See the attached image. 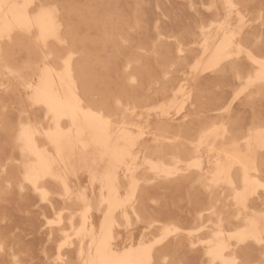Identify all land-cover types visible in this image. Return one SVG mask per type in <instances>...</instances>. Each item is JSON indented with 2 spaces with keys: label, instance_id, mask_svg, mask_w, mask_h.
Segmentation results:
<instances>
[{
  "label": "rangeland",
  "instance_id": "rangeland-1",
  "mask_svg": "<svg viewBox=\"0 0 264 264\" xmlns=\"http://www.w3.org/2000/svg\"><path fill=\"white\" fill-rule=\"evenodd\" d=\"M52 1L53 0H45V1L44 0H40V1L39 0H36V1L30 0V2L28 3L29 6H27V11L29 12V14H31V12L33 13V14H31L32 19H33V17L34 18L37 17L36 16V15H38L37 13H40L41 11L47 12V10H48V13L50 15L52 14L51 17L53 18V21H54V33H52V34L49 33V35L54 36V34L56 33L55 34L56 36H54V37L52 36L53 39L48 34H46V37L41 36L42 38H40V36H38V34L40 33V30L34 23L31 24L33 27H31L30 24L29 25H26V24H22V25L17 24L16 25L15 24L16 25V26L14 25L15 28L12 27L10 29L11 31L10 30H8V31L4 30V31H1V34H0V49L2 51V52L0 51V61H1L0 62V65H1L0 66V137L2 134V137H1L2 139H0V210L2 213L0 215V219H1L0 220V233H1L0 234V249H1L0 250L1 251V253H0V264H3V263L4 264H22V263L23 264L24 263L25 264H43V263L44 264H59V263L60 264H78V263L79 264L80 263L85 264L84 260L88 258V255L90 254V252H92V251L94 252V250H95V248L93 246H91V237L93 235L96 236L100 233V228H101V226L105 220L107 208H106V205H104L105 203L103 202V199L107 196V190L104 188L103 182H101V181H102L104 172L106 170H109L113 166V162H112V159L109 155L102 157L100 149L97 148L98 146L95 144L90 143V144H87V146H82L81 143H80L81 144L80 145L79 143L76 142L73 145L72 155H71L69 161H67L66 163L57 161L55 163L54 169L57 173H59L61 175V177L65 183L63 181H61L60 179H56L55 177L46 176L42 180L39 181V188L38 189H41V190L38 192L35 191L36 192L35 193L34 192V186L31 185L32 183L30 184V182L28 183V181L25 182L26 181V179L24 177L25 176V166L28 163H30V161L32 162L35 159L32 155H30L26 151H23V149H22V141L20 140V132H21V128L24 124L29 122L33 126H35L36 129L38 130V133L35 134V140H36L37 145L40 148H46L50 154L56 155V151H55L53 145L51 144V142L48 140L49 138L46 134L49 126H50L49 128H51V129L53 128V125H54V122H52L53 117L51 115H46V114H50V113H47L48 111L43 104H41L39 102L37 103L35 100H33L34 95H35V85L37 86L38 83L40 82L36 79V77L37 78L39 77L41 80L42 79L41 76L43 77L42 72L44 73L46 69H50V71H52L53 74L55 73L56 70H59V69L62 70L61 69L62 67L64 70V66L66 65L67 62H69L70 65L72 64L71 65L72 66L71 70L73 71L72 75L74 77L73 78L74 81L76 82V85L78 88V93L82 99L81 103L85 107L89 106L91 109L95 110L96 112L98 110L101 111V113H103L105 116L108 117V119L111 123L110 129H111V132H113V133H111V135H113L112 140L113 141L115 140L116 136L119 134V132L122 129L130 137L129 138L130 139V141H129L130 142V145H129L130 155L127 156L122 163L117 164V165H116V163L114 164V165H116V171H117L118 177H119V182H118L119 183V185H118L119 186L118 187L119 188V196L121 197V199L124 197L122 200H124V201L127 200V201H126V204L124 207V212L118 210L114 213V224H113L112 229H111V235L114 239V240L111 239L113 247L117 251L119 250L118 252H122V250H126L130 247H135V246H138L140 244H143V245H146L149 247L152 244L151 246L153 248L151 247L152 248L151 251L154 254V256L152 257V260H150V262H147L146 264H149V263L150 264H154V263L155 264L156 263L157 264H185V263H187V264H195V263L196 264H203V263L204 264H219L220 263L221 264L222 259L221 260L216 259V260H214L215 261L214 262L213 259H211L205 252L208 248L209 240H210L211 235H212V230L214 229V227H218L221 225V228L223 229V235L225 236V238H227V242H231V243H229L230 248L227 249L228 251H225V257H228L227 259L225 258L226 259L225 261L229 260V257L232 258V256H233V258L230 260L231 261L233 260L236 264H253V263L254 264H259V263L264 264V257H263L264 256V243H262V242H264V240H263L264 239V230L261 233L262 234L261 235L262 240H260V241H258V240L254 241L253 240L254 238H251V237H248V240H247V238L240 239L237 237L238 232H240L241 230L247 229L249 221L255 213H261L262 212L261 214H264V211H263L264 210V199H263L264 198V196H263L264 195V191H263L264 189L262 190V188H263L262 186H264V182H263L264 181V175H263L264 174V154H263L264 153V131H263L264 130V127H263L264 126V93H263L264 90H262L264 87V78L261 79V78H258V76H257L258 72L260 70V64L256 61V60L264 61V41H263V38H264V16H263L264 15V8H263L264 7V0H245V1L244 0H193V2H192V0H186V1L185 0H180V1L179 0H174V1L173 0H169V1L168 0H165V1L164 0L163 1L162 0H154V1L153 0H150V1L147 0V2H145L146 0H143V1L142 0H132V1L131 0L130 1L129 0L128 1L127 0H119V1L118 0H96V1L95 0H82V3H81V0L80 1L79 0H74V1L73 0H66V1L62 0L65 3H63L61 0H58V1L54 0L53 2ZM87 1H88V3H87ZM239 1H241L240 2V3H242L241 5H240V3L238 5ZM111 2H113V3H111ZM121 2L125 3V5ZM150 2L152 5H149ZM170 2L174 3L175 5H177V4L178 5L175 6V5L171 4ZM92 3L93 4L95 3L94 7H93ZM158 3H159V5H158ZM161 3L162 4L164 3L163 4L164 6H162ZM203 3L206 5H204ZM138 4H139V6H138ZM144 4H145V8H144ZM172 5H173V7H172ZM183 5L187 6L186 9L184 8ZM106 6H107V8L104 10V8ZM132 6H134V7L132 8ZM151 6H152V8H151ZM178 6L182 7L181 8L182 10ZM28 7L30 10L28 9ZM38 7L40 10L38 9ZM79 7H81V8H79ZM169 7H170V9H169ZM67 8H69V9L67 10ZM83 8H84V11H83ZM100 8L103 10L101 11ZM142 8H144V10ZM149 8L152 9V11ZM153 8H155V9H153ZM165 8H166V10H164ZM32 9L33 10L35 9V10L33 11ZM41 9H43V10L45 9V10L43 11ZM140 9H141V11H140ZM167 9H169V10L167 11ZM172 9H173V11H172ZM197 9L198 10L200 9L199 10L200 13ZM254 10H256V11H254ZM96 11H98V15H97ZM127 11H128V13H126ZM154 11H155V13H154ZM182 11L183 12L186 11V12L182 13ZM213 11L216 14H214ZM150 12H152V15ZM170 12H171V15H170ZM190 12H191V14H190ZM147 13L150 14L151 17ZM179 13H181V14H179ZM185 13L186 14L188 13L187 14L188 16ZM86 14L89 16L88 18H87V16H85ZM156 14H158L159 16ZM209 14L211 16H214V18L209 16ZM126 15H128V16H126ZM168 15L170 16V19L173 20L172 22L169 19ZM172 15H174V16H172ZM176 15H177V18H175ZM190 15H192V16L194 15L195 19ZM201 15L202 16L204 15L203 16L204 19ZM205 15H207L206 18H208V19L205 18ZM138 16L140 17V19ZM147 16H148V18H147ZM152 16L154 18V23L150 22L153 20ZM62 17H63V19H62ZM99 17H101V18H99ZM133 17H134V19H133ZM155 17H157V18H155ZM180 17L182 19H180ZM188 17L190 20H188ZM198 17L200 18V21H199ZM57 18H59V20ZM95 18H96V20H95ZM191 18H192V20H191ZM211 18H213V19H211ZM71 19L72 20L74 19V20L72 21ZM130 19H131V22H130ZM143 19L145 20V22L143 21ZM148 19H151V20H148ZM175 19H176V21H175ZM178 19L180 21L182 20L183 22L182 21L178 22ZM68 20H70L71 22ZM161 20H163V21H161ZM195 20H198V21H195ZM205 20H206V22H205ZM122 21H124V22H122ZM164 21H168V22H166L167 25L165 24ZM108 22H109L110 26L108 25ZM147 22H150V23L148 24ZM197 22L199 23V26H198ZM131 23H134V24H131ZM160 23H162L163 25L162 24L160 25ZM170 23H171V26H170ZM177 23L178 24L180 23V25H178ZM186 23H189V24L192 23V24L190 26ZM98 24H100V25H98ZM141 24H143V25H141ZM258 24H260V25H258ZM23 25H24V28H26V29L23 28ZM130 25H132V26H130ZM159 25L161 27H159ZM175 25H176V27H174ZM183 25L185 27H187L186 31L187 32L189 31L188 32L189 35H188V33H186L185 27ZM193 25L194 26L196 25L195 27H197V28H195ZM251 26H253V27H251ZM254 26L257 29H255ZM19 27H20V29H18ZM99 27H102V30ZM119 27H122V28H119ZM124 27H125V29H124ZM177 27H179L178 29L181 32L177 31L178 30ZM207 27H209V28L207 29ZM33 28H34V30H33ZM127 28L129 31H127ZM224 28H225V30H224ZM251 28H253L254 30ZM28 29L31 32H29ZM141 29H143V30H141ZM183 29H184V31H182ZM23 30H25V31H23ZM80 30L82 31L81 33H83V34H80V33L77 34V32H79ZM89 30H91V31L89 32ZM92 30H95L96 33ZM145 30H147V31H145ZM163 30L164 31L166 30L168 33L166 31L164 32ZM198 30L200 32H202L204 30L202 32L203 35H201L202 33H200ZM238 30H240L239 31L240 33L237 32ZM12 31H13V33H12ZM36 31L39 33L37 34ZM228 31H231V32L229 33ZM22 32H24V33H22ZM128 32H130V33H128ZM144 32L147 36L144 35ZM150 32L152 34L148 35V34H150ZM173 32L174 33L178 32V33H175V35H174ZM256 32H258V34ZM7 33H8V35H7ZM35 33H36L37 37H36ZM65 33H66V35H64ZM97 33H100V34H97ZM114 33L116 35H114ZM153 33H155V34H153ZM163 33H166V34L164 35ZM234 33H235V35H233ZM236 33L239 35H237ZM3 34H5V35H3ZM22 34H24L26 36H24ZM1 35H3V36L1 37ZM39 35H41V33ZM94 35H96V36L93 37ZM98 35H100V36L98 37ZM122 35H124V36H122ZM143 35L146 37H143ZM191 35H192V37H191ZM231 35H232V38H231ZM4 36H5V38L3 39ZM8 36H10V38ZM27 36H29L30 38H28ZM101 36H102V38H101ZM148 36H149V38H148ZM92 37H93V39H92ZM140 37H141V39L139 40L138 38H140ZM155 37H156V39H155ZM183 37H185V38H183ZM233 37H234V39H233ZM248 37H251V38H248ZM20 38H22V39H20ZM34 38L35 39H38V38L42 39V41L40 40V42H39V40H34ZM54 38H57L58 40L54 39ZM62 38H65L66 41ZM113 38H114L115 42L112 40ZM131 38H132V40H131ZM189 38H191V39H189ZM252 38L254 39V41ZM43 39H46L47 42H44L45 40L43 41ZM96 39H98V40H96ZM115 39H117L118 41H121V42H118ZM210 39H211V41H210ZM228 39L231 40L230 41L231 46H229V47H231V50L229 49V47L226 49V53L229 54V56L228 55L224 56L223 54L220 56L219 48L221 47V44L223 43V41H226ZM248 39H249V41H248ZM250 39L252 40L251 42H250ZM62 40H64V41H62ZM84 40H86V42ZM99 40H102V41H99ZM163 40H165L164 41L165 43L161 42ZM189 40H190V42L191 41H193V42H191V44H190V42H188ZM50 41H52L54 44ZM57 41H59L61 43H59ZM109 41H113L114 43L109 42ZM43 42L45 45L43 44ZM83 42H85V43L83 44ZM100 42H102V43L99 44ZM107 42L110 44H108ZM146 42L148 43V45H146ZM172 42L174 44H172ZM79 43H81V44H79ZM161 43H162V45H161ZM169 43H170V45H169ZM185 43H186V45H185ZM251 43H252V46L250 45ZM61 44H63V45H61ZM86 44L89 47L88 46L86 47ZM90 44H93V45L90 46ZM137 44H139V45H137ZM142 44H144L145 46L144 45L142 46ZM245 44H247V46ZM36 45L38 47H36ZM43 45L45 46V48ZM46 45H48V46H46ZM204 45H205V47H204ZM170 46H172V47H170ZM173 46L176 47V49L173 48ZM198 46L200 49L198 48ZM237 46H239L242 50H240V48L238 49ZM256 46H258V47H256ZM34 47L36 49H34ZM117 47H119V48H117ZM156 47L157 48L159 47V48L156 49ZM17 48H19V52H17L18 51ZM150 48H152L151 51H150ZM255 48L257 51H255ZM258 48H259V50H258ZM20 49H21V51H20ZM58 49H60V51ZM146 49H148V50H146ZM161 49H162V51H161ZM173 49H174V51H173ZM178 49H179V51L177 53ZM192 49H193V52H192ZM215 49H216V51H215ZM243 49H245V53H244ZM22 50L25 52H23ZM93 51H95V52H93ZM126 51H127V53H126ZM168 51H170V52H168ZM172 51L174 52L173 54H172ZM228 51L230 53H228ZM239 51H242V52H239ZM96 52H98V53H96ZM120 52H121V54H120ZM123 52L126 53V54L124 53L126 56H128V54H129V56L127 58H125L126 56L123 54ZM165 52H167V53H165ZM195 52H196V55H194ZM198 52L200 54H198ZM236 52L237 53L239 52L241 55L238 56V54ZM249 52L251 53L252 56H250ZM70 53L72 54V57L69 56ZM234 53L237 55H235ZM246 53H248V54H246ZM23 54L24 55L28 54V55H26V57H25ZM75 54H77V55L75 56ZM165 54H167V55H165ZM233 54L235 57H237V56L238 57L235 58L234 56H232ZM260 54H261V56L259 57L258 55H260ZM148 55H150V58ZM171 55H172V57H171ZM189 55H190V57H189ZM192 55H194V57ZM207 55H209V58L207 57ZM19 56H20V58H19ZM23 56L25 58H23ZM152 56H154V57H152ZM165 56H168V57H165ZM231 56H232V58H230ZM243 56H244V58H243ZM66 57L69 58L67 60V62H65L67 59ZM122 57H124V58H122ZM211 57H213V58H211ZM240 57L242 59V62H241ZM253 57L255 59H253ZM44 58H46L48 60H45ZM64 58H66V59L64 60ZM114 59L116 60V62ZM62 60H64V61H62ZM70 60H72V61L70 62ZM79 60H81L82 62H80ZM123 60L125 62H123ZM159 60H161V61H159ZM186 60H188V61H186ZM248 61H249V63H251L250 65H249ZM48 62L49 63L51 62L52 65H51V63L49 65ZM62 62L63 63L65 62V65H63ZM44 63H46L48 65H44ZM151 63H153V64H151ZM204 63L206 65H204ZM237 63H239V64H237ZM35 64H36V66H35ZM112 64H114L115 67L114 66L112 67ZM198 64H200V65H198ZM222 64H224V66ZM226 64H228V65H226ZM96 65H97V67H96ZM118 65L121 67L117 68ZM133 65H135V66H133ZM151 65H152V67L150 69ZM193 65H195V67L197 68L196 69L194 67L196 69V72L194 71L193 67H191ZM217 65H219V66H217ZM49 66H51V67L53 66L52 69L54 68V70H51V67H49ZM181 66H183V67L185 66V67L184 68L182 67L180 69ZM111 67H112V70H111ZM156 67H157V69H155ZM41 68H43V69H41ZM113 68H115V69H113ZM16 69H17V71H16ZM190 69H191V71H190ZM222 69L225 72L219 71ZM228 69H229V71H228ZM237 69H239V70H237ZM240 69L244 70V72ZM257 69H259V70H257ZM175 70H176V72H175ZM180 70H183V71H180ZM12 71H14V72H12ZM111 71H112V73H111ZM154 71L156 72L155 73L156 76L154 74ZM253 71L255 74L253 73ZM11 72H12V74H11ZM107 72L109 75H107ZM218 72H220V73H218ZM113 73H115V74H113ZM121 73H122V75L120 76ZM143 73H144L145 77L143 76ZM152 73L154 76L152 75ZM159 73L161 76L159 75ZM230 73H232V74H230ZM110 75H113V76H110ZM157 75L160 76L161 78L160 77L156 78ZM164 75L168 76V77L165 79ZM220 75H223V77L225 79ZM247 75L249 77V80H247L248 79ZM255 75H256V77H255ZM115 76H116V78H115ZM238 78H240V79H238ZM116 79H119V80L116 81ZM145 79H146V81H145ZM177 79H180V80H177ZM245 79H246V81H245ZM131 80H133V82H131ZM247 81H249V82H247ZM250 81H251V83H250ZM253 81H254V83H253ZM114 82H116V83H114ZM117 82L119 83V86L116 85V84H118ZM29 83H30V85L27 86ZM32 83H33V85H31ZM174 83H175V85L173 87H171ZM245 83L246 84L249 83L251 86L249 84L247 86ZM169 84H170V86H169ZM218 84L219 85L223 84V85L219 86ZM224 84L227 87H225ZM97 85H98V87H97ZM126 85L129 87L130 92H129V90H127L128 87H126ZM141 85H142V87H139ZM214 85H216V86H214ZM229 85H230V87H229ZM244 85L246 87V88L244 87L245 90L242 87ZM26 86H27V88H26ZM30 86L32 88H30ZM1 87H3V88H1ZM170 87H171V89H169ZM238 87H240V88H238ZM29 88H30V90H29ZM166 88H167V90H166ZM195 88H197V89H195ZM201 88H203L204 91ZM214 88H216V89H214ZM241 88H242V90H241ZM115 89L116 90L119 89L118 90L119 92H117ZM140 89H141L142 93H141ZM239 89H240L239 92H241V94L237 92ZM133 90H135V91L133 92ZM179 90H180V93L178 92ZM176 91H177V93H176ZM181 91H182V93H181ZM197 91H199V92L197 93ZM222 91H223V93H222ZM136 92L138 93V95ZM231 92L233 94H234V92H236V94L234 95L235 97L233 96V94ZM170 93L172 94V96ZM202 93L205 94L204 97H203ZM206 93H207V95L209 94L208 100H207ZM26 94L30 99L27 98ZM128 94H130V96ZM211 94L213 95L212 97H211ZM135 95H136V97H134ZM186 95H187L186 99L183 98ZM174 96H175V98L172 99ZM249 96H251V99L249 98ZM12 97H13V99H12ZM133 97H134V99H133ZM213 97H215V98H213ZM136 98H137V100H136ZM235 98H237V99H235ZM167 99H169V100H167ZM214 99H216L215 100L216 102L214 101ZM220 99H221V101H220ZM31 100L33 101V103H36L38 105L33 104V103L31 104V102H32ZM140 100L141 101L143 100L142 102H144V103L140 102ZM181 100L184 102V105H182L183 108L179 109V107H177V106H180V104L183 103V102L181 103ZM197 100H199L202 104H203V102L205 104L202 105L199 101L197 102ZM241 100H242V102H241ZM243 100L245 102H243ZM259 100H260V102H259ZM118 101H121V102H118ZM170 101H172V104L169 103ZM209 101L213 102V103L209 104ZM131 102H132V104H131ZM240 102H241V104H240ZM254 102L256 104H254ZM217 103H218V105L220 104V107L217 105ZM242 103H243V105H242ZM112 104H113V106L110 107V105H112ZM136 104H137V107H136ZM151 104H153V105H151ZM163 104L165 106H163ZM132 105L135 107L136 111H134V108ZM214 105H216V106H214ZM221 105H222V107H221ZM124 107L125 108L127 107V109H125ZM155 107L157 110H155ZM202 107L205 109H208V110L206 111L205 109H202ZM212 107H215V108H212ZM195 108L199 111L197 112ZM261 108H263V109H261ZM214 109H216V110H214ZM254 109H256V110H254ZM132 110L135 113H133ZM168 110H170V111H168ZM200 110H201V112H200ZM241 110H243V111H241ZM126 111H129V112H126ZM232 111H234V112L232 113ZM245 112L247 114H245ZM12 113L15 115V117ZM22 113H23V115H21ZM26 113L28 116L26 115ZM191 113H192V115H191ZM44 114L48 118H46V116ZM241 115H242V117H241ZM201 116H203V117H201ZM205 116H207V117L205 118ZM213 116H215V117H213ZM222 116H223V118H222ZM229 116H230V118H229ZM259 116L261 119L259 118ZM11 117L14 119H12ZM64 117L61 118L62 119L61 123H62V125L64 123L66 126L63 125V127L66 130H68L71 127V123H70V121H68L69 118L67 116H66V118H64ZM138 117H140V118H138ZM262 117H263V119H262ZM123 120H125V121L123 122ZM190 120L193 121V123L195 125L192 124V122ZM241 120L243 121V123ZM50 122H52L53 124ZM185 122H187V123H185ZM196 122L198 124H196ZM49 123H50V125H49ZM160 123H161V125H160ZM235 123H237V124H235ZM174 124H175V126H174ZM134 125L136 128L133 127ZM137 125H139V126L137 127ZM189 125H193V126H191L192 128ZM201 125H203V126H201ZM239 125L241 126V128ZM233 126H235V127H233ZM193 127H195L196 129L195 128L193 129ZM198 127H199V129H198ZM8 128H10L9 131H7ZM42 128L44 129V131ZM45 128H46V130H45ZM137 128H139L140 130ZM223 128H224V130H223ZM225 128H229V129H225ZM239 128L241 130H239ZM197 129H198V132H197ZM233 129H234V131H233ZM245 129L249 132H247ZM17 130H18V133H17ZM40 131H42V132H40ZM49 131H50V129H49ZM241 131L244 132V134ZM3 132H4V134H3ZM131 132L132 133L134 132V133L132 134ZM188 132H189V135H188ZM195 132L198 133L199 135L198 134L195 135L196 134ZM231 132H233V133H231ZM5 134L7 135V138H5L6 137ZM261 136H262V138H261ZM185 137H188V138L186 139ZM189 137H190V139H189ZM226 137H227V139H226ZM162 138H164V139H162ZM196 138H199L198 143H196L197 142ZM159 139H160V141H159ZM2 140H3V142H1ZM17 140L21 143H19ZM191 142H192V144H191ZM248 142H250V143H248ZM180 143H181V145H180ZM217 143H218V145H216ZM166 144H167V146H166ZM187 145L190 146V148H188ZM168 146L170 148H168ZM210 146H211V148H210ZM7 148H10V149H7ZM184 148H186V150H184ZM235 148L239 149L240 152H247L248 156L253 160V164L251 166V171H250V177H253V179H254V177L256 175L255 179L257 178V180L259 182H261L260 183L261 185H255L254 184V186L255 187L257 186V188H258L257 191H255L256 189H255V187H253V189H250V191L248 192L246 203L250 207L247 206V207H245L246 209L243 207L241 208V206H243V205H238L235 203L234 197H233L235 193L231 188H229V186L227 184H224V183L223 184L221 183L218 185L212 184L213 182L210 180L209 177H204V176L200 177V175H199L200 172L206 171L207 169L208 170L211 169L212 165L214 164L216 159H219L225 150H232ZM4 150H7V152L6 151L4 152ZM219 151H220V153H219ZM150 152H151V154H150ZM167 152L169 154H167ZM183 152H184V154H183ZM260 153H262V154H260ZM143 154H144V156H143ZM182 155H183V157H181ZM184 155H186V156H184ZM189 155L192 157H190ZM3 156L5 159L3 158ZM175 157L178 158V161ZM196 158H197V160H196ZM19 159H20V161H18L16 163V161ZM198 162L202 163L201 167H199L197 165ZM151 163L153 165H154V163L157 165H160V167H163V169L165 171L163 169L162 170L161 169H159V170L153 169L152 165H150ZM4 164L6 165L5 167H4ZM12 165H13L14 169L12 167H10ZM9 167L12 168V170ZM94 168H96L97 174L91 173L92 169H94ZM6 169H8V170H6ZM126 169H128V171ZM236 169H237V171H236ZM15 170H17V172ZM234 170H235L236 176H239V177H235V178H237L236 187L240 190V188H242V184H241V180H240L241 179L240 178V167L235 166ZM22 171H24V172H22ZM124 172H125V174H123ZM7 173L9 174V176ZM260 173H263V174H260ZM13 174L15 176H13ZM149 175H151V176H149ZM259 175L261 178L259 177ZM162 176H163V179H162ZM17 177H19V178H17ZM7 179H8V181H7ZM24 179H25V181H24ZM131 180L134 183H136L133 195H132L131 186H130V184L132 183ZM169 180H171V181H169ZM16 181H18V182H16ZM152 181H154V182H152ZM207 181H210L211 184H210V182H207ZM179 182L181 183L182 186L180 184H178ZM188 182H189V184H188ZM126 183H127V185H126ZM128 183H129V185H128ZM262 183H263V185H262ZM24 184H26V185H24ZM45 184H48V186L47 185L45 186ZM177 184L180 186H178ZM1 185L3 186V188ZM13 186L15 188H13ZM160 186H161V188H160ZM193 186L195 189L193 188ZM140 187L142 190L140 189ZM223 187L225 190H223ZM259 187H260V189H259ZM21 188H23L24 191H21L22 190ZM27 188L30 192L27 191ZM155 188H157V189H155ZM169 188H172V189H169ZM11 189L12 190L14 189V191H11ZM177 189H178V191H177ZM44 190L46 191V193H47L46 195L48 197L45 195ZM159 190L161 191V193ZM172 190H173V193L175 191L178 192V194L175 192V194H174L175 198L173 197V195L172 196L170 195V194H172ZM138 191H141V192H138ZM167 191H169V192L167 193ZM253 191L256 193L253 194L254 193ZM11 192H12V196H11ZM25 192H28V195ZM163 192H164V194H163ZM218 192L221 195L217 194ZM5 193H6V195H5ZM23 193H25V194H23ZM38 193H40L43 196H41ZM179 193H180V195H179ZM22 194L24 195L23 198H22ZM198 194H200L201 196L200 195L198 196ZM257 194L258 195L260 194V195L258 196ZM39 195L41 196V198L39 197ZM44 195L46 196V198H45V201L44 200L42 201V199L45 197ZM159 195H162V197ZM169 195H170V197H169ZM225 195H227V196L225 197ZM250 195H252V196L250 197ZM202 196L205 198H203ZM127 197H129V198H127ZM135 197H136V199H135ZM146 197H147V199H146ZM152 197H153V199H152ZM183 197H186V198H183ZM198 197H200V198H198ZM9 198H11V199H9ZM148 198H151V199L148 200ZM51 199H52V201H51ZM24 200L27 202H25ZM185 200L187 202H185ZM231 200H233L234 203ZM250 200H251V203H250ZM14 201H15V203H14ZM168 201L170 202L171 205L169 204ZM141 202L143 203V205ZM3 203L4 204L6 203L5 206ZM101 203L103 205H101ZM167 203L170 207L167 206ZM183 203H184V205H183ZM200 203H202V204L200 205ZM10 204L12 206H10ZM36 204H37V206H36ZM260 204L262 207L260 206ZM87 205H90V207H91L89 210H87V208H88ZM137 205H140V206H137ZM185 205H186V207H185ZM196 205H197V208L193 209L196 207ZM166 207L168 209H166ZM191 207H193V208H191ZM30 208L32 211L35 210L34 213L30 210ZM170 208H171V210L173 209L172 210L173 212H171ZM190 208L193 210H191ZM84 209L86 210L85 213H88V214L84 213V215H83ZM142 209L143 210L146 209V210L143 211ZM148 209H150V211ZM188 209H190L191 211H188ZM242 209H244V210H242ZM252 209H254V210H252ZM5 210H7V211H5ZM18 210L20 213H18ZM20 210L23 212H21ZM136 210H138V211H136ZM166 210H168L169 212L168 211L165 212ZM213 210H216V213L213 214ZM259 210H260V212H259ZM81 211H82V213H81ZM132 211H133V213H132ZM151 211H153V212H151ZM163 211L165 213L164 215H163ZM183 211H185V212L183 213ZM210 211H212V212H210ZM3 212H5V213H3ZM53 212H54V214H53ZM126 212H127V214H126ZM142 212H144V213H142ZM160 212H162V213H160ZM176 212H177V214H176ZM157 213H158V215H157ZM186 213H187V215H186ZM6 214H7V216H6ZM33 214L34 215L36 214V216H34ZM58 214H61L62 217ZM166 214H167V217H166ZM181 214H182V216H180ZM31 215L34 217V219H36V217H38L36 219L37 224H35L36 221L34 219H32L33 217L31 218ZM55 215H57L56 216L57 218L54 217ZM127 215H129V216H127ZM141 215H143V216H141ZM151 215H155V216L157 215L158 217L161 215L162 216L160 218H158L156 216L157 217V219H156L155 216H151ZM177 215H179V216H177ZM191 215H194V216L191 217ZM236 215H238V218L235 217ZM11 216H12V219H10ZM39 216H40L41 220H38ZM59 216L62 218V221H60ZM171 216H173V217H171ZM220 216L222 218V222H219ZM1 217H4V218H1ZM26 217H28V218H26ZM132 217L135 220H133ZM144 217H146V220L144 219ZM178 217H180V218H178ZM175 218H176V220H175ZM190 218L192 220H190ZM238 219H240V220L237 221ZM33 220H34V224H32ZM46 220H47V222H46ZM164 220H166V222ZM185 220L187 222H185ZM233 220H235V221H233ZM41 221L44 222V225ZM59 221L61 222L60 226L58 224ZM179 221H181V223ZM245 221H246V223H243ZM79 222H80V224H79ZM129 222H130V224H129ZM198 222H199V224H198ZM2 223L4 226L7 224L6 228L4 226H2ZM10 223H11V225H10ZM23 223L24 224L29 223V224L24 225ZM64 223H65V226H64ZM83 223L86 224L88 230L90 229V232L88 231V233L85 232V233L79 235L78 231H80V229L82 228ZM69 224H71V225H69ZM188 224H190V225H188ZM33 225L34 226L36 225L37 227H34ZM38 225H39V227H38ZM51 225H53V226H51ZM118 225H119V227H117ZM150 225H151V227H150ZM169 225L171 227H169ZM48 226H50V227H48ZM15 227H16L17 233L14 231ZM28 227H29V230L27 231ZM53 227L55 229H53ZM198 227L199 228L203 227V228L200 230ZM31 228H33V229L36 228L35 229L36 232L33 231V229H31ZM38 228H40V229H38ZM74 228H76V230H74ZM2 229H3V231H2ZM5 229L6 230L8 229V230L6 231ZM22 229H24V230L26 229V233L28 232L26 234V236H23V235H25V231L23 232ZM48 229H49V231H48ZM263 229H264V227H263ZM44 230H46V231H44ZM54 230H55V232H54ZM160 230L163 232H160ZM177 230H178V232H176ZM184 230H186V232ZM226 230H228V232ZM233 230L235 232H233ZM8 231H9V233H8ZM68 231H70L71 233ZM172 231H173V233H170ZM187 231H189V232H187ZM20 232H22V233H20ZM174 232H176V233H174ZM192 233H194V234H192ZM31 234H35V235H31ZM14 235H15V237H14ZM53 235H54V237H53ZM17 236H19V237H17ZM33 236H35L36 239L33 238ZM6 237H8V238H6ZM199 237L201 240L199 239ZM25 238H27V239H25ZM29 238H31V239H29ZM173 238H174V240H173ZM231 238H233V240H231ZM9 239H12L13 241H10ZM73 239H74V241H72ZM234 239L236 240V242L234 241ZM16 240H18V241H16ZM154 240L156 243L153 242ZM6 241H7V243H6ZM54 241L56 242V245H55ZM60 241H63L64 244L62 242L60 243ZM204 241H207V242H204ZM74 242H75V244H72ZM149 242L150 243L153 242V243L150 244ZM167 242L169 244H167ZM256 242H258V244L259 243L260 244L258 245ZM176 243H177V245H176ZM205 243H207V244H205ZM61 244H63V245H61ZM171 244H173V245H171ZM181 244H183V245H181ZM200 244H202V245H200ZM230 244H231V246H230ZM20 245H22V246L20 247ZM48 245H50V246H48ZM75 245H76V247H75ZM82 245H84V246H82ZM163 245L165 247H163ZM167 245H169V247ZM180 245H181V248H180ZM191 245H193V246H191ZM27 246H29V247H27ZM200 246H201V248H200ZM25 247H27V248H25ZM41 247H42V249H41ZM56 247H58V248H56ZM69 247H70V249H68ZM80 247H81V250H80ZM239 247H240V250H239ZM43 248L45 249V253H44ZM71 248H73V249H71ZM167 248H168V250H167ZM5 249H6L7 253H6ZM60 249H62V250H60ZM161 249H163V250H161ZM28 250L29 251L31 250V251L29 252ZM58 250H60V251H58ZM165 250L168 252H166ZM186 250H187V252H186ZM57 251L60 253L58 254ZM78 251H79V253H78ZM25 252H26V254H25ZM42 252H43V254H42ZM182 252H184V253H182ZM196 252H198V254ZM4 253L6 255H4ZM187 253H188V255H186ZM49 254H50V257H49ZM60 254H62V255H60ZM160 254L162 256L159 257ZM242 254L245 257H243ZM20 256H21V259H20ZM27 256L28 257L32 256V257L27 259ZM81 256H82V258H80ZM180 257H182V258H180ZM234 257H236V258H234ZM57 258H59V259H57ZM175 258H176V261H175ZM3 259H4V261H3ZM37 259H38V261H37ZM30 260H31V262H29ZM71 260H72V262H70ZM63 261H65V262H63ZM184 261H185V263H184ZM210 261L213 263H211ZM225 261L222 263L226 264L227 262H225ZM5 262H7V263H5ZM230 262L228 261L227 264H229Z\"/></svg>",
  "mask_w": 264,
  "mask_h": 264
},
{
  "label": "bare ground",
  "instance_id": "bare-ground-1",
  "mask_svg": "<svg viewBox=\"0 0 264 264\" xmlns=\"http://www.w3.org/2000/svg\"><path fill=\"white\" fill-rule=\"evenodd\" d=\"M36 1V0H35ZM40 1V0H39ZM45 1V0H44ZM54 1V0H53ZM52 1V2H53ZM58 1V0H57ZM62 1V0H61ZM66 1V0H65ZM74 1V0H73ZM80 1V0H79ZM96 1V0H95ZM119 1V0H118ZM128 1V0H127ZM130 1V0H129ZM132 1V0H131ZM143 1V0H142ZM150 1V0H149ZM154 1V0H153ZM163 1V0H162ZM165 1V0H164ZM169 1V0H168ZM174 1V0H173ZM180 1V0H179ZM186 1V0H185ZM245 1V0H244ZM243 1V2H244ZM30 2V0H0V34H1V31H8V30H10L12 27H14V25L16 24H19V25H22V24H26V25H31L32 23H34L38 28H39V30H40V33H41V35H39L40 33L39 32H37V34H38V36H40V38H42L41 36H45L46 37V34H48L49 35V33L50 34H52V33H54V21H53V18L51 17V15L48 13V10H47V12L46 11H44L43 9H41V10H43L44 12H40V13H37L38 15H36L37 17H33V19L31 18V14H33L32 12H31V14H29V12L27 11V6H29L28 5V3ZM63 2V1H62ZM90 2V1H89ZM107 2V1H106ZM117 2V1H116ZM145 2H147V0L145 1ZM192 2H193V0H192ZM195 2V1H194ZM241 1H239L238 2V5H239V3H240ZM42 3V2H41ZM47 3V2H46ZM45 3V4H46ZM56 3V2H55ZM61 3V2H60ZM63 3H65V2H63ZM81 3H82V0H81ZM87 3H88V1H87ZM111 3H113V2H111ZM121 3H123V2H121ZM120 3V4H121ZM130 3V2H129ZM132 3V2H131ZM171 3V2H170ZM177 3V2H176ZM181 3V2H180ZM196 3V2H195ZM198 3V2H197ZM261 3V2H260ZM34 4V3H33ZM44 4V5H45ZM51 4V3H50ZM80 4V3H79ZM93 4V3H92ZM95 4V3H94ZM94 4H93V7H94ZM97 4V3H96ZM105 4V3H104ZM124 5H125V3H123ZM133 4V3H132ZM148 4V3H147ZM155 4V3H154ZM162 4V3H161ZM164 4V3H163ZM162 4V6H164ZM171 4H173V5H175L174 3H171ZM182 4V3H181ZM180 4V5H181ZM184 4V3H183ZM204 4V3H203ZM242 3H240V5H241ZM244 4V3H243ZM246 4V3H245ZM73 5V4H72ZM114 5V4H113ZM127 5V4H126ZM135 5V4H134ZM149 5H152L151 4V2H150V4ZM158 5H159V3H158ZM168 5V4H167ZM173 5H172V7H173ZM178 5V4H177ZM177 5H175V6H177ZM204 5H206V4H204ZM74 6V5H73ZM91 6V5H90ZM122 6V5H121ZM138 6H139V4H138ZM154 6V5H153ZM161 6V5H160ZM159 6V7H160ZM166 6V5H165ZM184 6V8L186 9V5H183ZM260 6V5H259ZM262 6V5H261ZM31 7V6H30ZM57 7V6H56ZM55 7V8H56ZM92 7V6H91ZM99 7V6H98ZM134 6H132V8H133ZM179 7V6H178ZM177 7V8H178ZM199 7V6H198ZM197 7V8H198ZM245 7V6H244ZM263 7V6H262ZM64 8V7H63ZM79 8H81V7H79ZM88 8V7H87ZM107 8V6L104 8V10ZM112 8V7H111ZM129 8V7H128ZM144 8H145V4H144ZM144 8H142L143 10H144ZM151 8H152V6H151ZM164 8V7H163ZM176 8V7H175ZM180 9L182 8V7H179ZM183 8V9H184ZM264 8V7H263ZM28 9H29V7H28ZM38 9H39V7H38ZM69 8H67V10H68ZM71 9V8H70ZM101 9V8H100ZM115 9V8H114ZM126 9V8H125ZM124 9V10H125ZM150 9V8H149ZM153 9H155V8H153ZM159 9V8H158ZM157 9V10H158ZM169 9H170V7H169ZM169 9H167V11L169 10ZM184 9V10H185ZM30 10V9H29ZM33 10V9H32ZM35 10V9H34ZM33 10V11H34ZM40 10V9H39ZM58 10V9H57ZM74 10V9H73ZM103 9H101V11H102ZM131 10V9H130ZM135 10V9H134ZM147 10V9H146ZM145 10V11H146ZM151 11H152V9H150ZM160 10V9H159ZM164 10H166V8L164 9ZM177 10V9H176ZM182 10V9H181ZM198 10V9H197ZM200 10V9H199ZM198 10V11H199ZM203 10V9H202ZM263 10V9H262ZM37 11V10H36ZM82 11V10H81ZM83 11H84V8H83ZM111 11V10H110ZM126 11V10H125ZM140 11H141V9H140ZM162 11V10H161ZM172 11H173V9H172ZM187 11V10H186ZM186 11H184V12H186ZM237 11V10H236ZM254 11H256V10H254ZM59 12V11H58ZM93 12V11H92ZM97 12V15H98V11H96ZM160 12V11H159ZM165 12V11H164ZM183 11H182V13H184ZM188 12V11H187ZM194 12V11H193ZM214 12V11H213ZM35 13V12H34ZM94 13V12H93ZM126 13H128V11L126 12ZM130 13V12H129ZM143 13V12H142ZM146 13V12H145ZM151 13V15H152V12H150ZM154 13H155V11H154ZM153 13V14H154ZM167 13V12H166ZM178 13V12H177ZM176 13V14H177ZM199 13H200V11H199ZM210 13V12H209ZM92 14V13H91ZM101 14V13H100ZM112 14V13H111ZM115 14V13H114ZM132 14V13H131ZM148 14V13H147ZM179 14H181V13H179ZM178 14V15H179ZM186 14V13H185ZM188 14V13H187ZM186 14V15H187ZM190 14H191V12H190ZM205 14V13H204ZM214 14H216L215 12H214ZM149 16H150V14H148ZM155 15V14H154ZM156 15H158V14H156ZM170 15H171V12H170ZM196 15V14H195ZM213 15V14H212ZM254 15V14H253ZM60 16V15H59ZM67 16V15H66ZM85 16H87V18L89 17L87 14L85 15ZM100 16V15H99ZM126 16H128V15H126ZM146 16V15H145ZM159 16V15H158ZM161 16V15H160ZM169 16V15H168ZM172 16H174V15H172ZM171 16V17H172ZM188 16V15H187ZM190 16H192V15H190ZM202 16V15H201ZM204 16V15H203ZM202 16V17H203ZM206 16L207 15H205V18H206ZM209 16H211L210 14H209ZM264 16V15H263ZM262 16V17H263ZM77 17V16H76ZM79 17V16H78ZM91 17V16H90ZM97 17V16H96ZM139 17V16H138ZM151 17V16H150ZM162 17V16H161ZM179 17V16H178ZM194 19H195V17H194V15L192 16ZM211 17H213L214 18V16H211ZM216 17V16H215ZM261 17V18H262ZM68 18V17H67ZM99 18H101V17H99ZM115 18V17H114ZM147 18H148V16H147ZM152 18H153V16H152ZM155 18H157V17H155ZM160 18V17H159ZM158 18V19H159ZM168 18V17H167ZM175 18H177V15H176V17ZM184 18V17H183ZM197 18V17H196ZM213 18H211V19H213ZM58 20H59V18H57ZM62 19H63V17H62ZM93 19V18H92ZM110 19V18H109ZM120 19V18H119ZM133 19H134V17H133ZM139 19H140V17H139ZM169 19H170V16H169ZM180 19H182L181 17H180ZM198 19H199V21H200V18L198 17ZM203 19H204V17H203ZM206 19H208V18H206ZM263 19V18H262ZM72 20V19H71ZM74 20V19H73ZM72 20V21H73ZM76 20V19H75ZM95 20H96V18H95ZM127 20V19H126ZM148 20H151V19H148ZM157 20V19H156ZM167 20V19H166ZM171 20V19H170ZM188 20H190L189 19V17H188ZM191 20H192V18H191ZM210 20V19H209ZM208 20V21H209ZM250 20V19H249ZM63 21V20H62ZM68 21H70V20H68ZM94 21V20H93ZM128 21V20H127ZM134 21V20H133ZM143 21L145 22V20L143 19ZM147 21V20H146ZM160 21V20H159ZM161 21H163V20H161ZM173 20H171V22H172ZM175 21H176V19H175ZM180 20L178 19V22H179ZM182 21V20H181ZM180 21V22H181ZM195 21H198V20H195ZM251 21V20H250ZM59 22V21H58ZM57 22V23H58ZM71 22V21H70ZM91 22V21H90ZM122 22H124V21H122ZM130 22H131V19H130ZM143 22V23H144ZM150 22H153L154 23V18H153V20L152 21H150ZM150 22H147L148 24L150 23ZM165 22V24H166V22H168V21H164ZM183 22V21H182ZM190 22V21H189ZM193 22V21H192ZM205 22H206V20H205ZM211 22V21H210ZM253 22V21H252ZM80 23V22H79ZM83 23V22H82ZM81 23V24H82ZM97 23V22H96ZM99 23V22H98ZM104 23V22H103ZM115 23V22H114ZM146 23V24H147ZM152 23V24H153ZM163 23V22H162ZM162 23H160V25L162 24ZM198 23V22H197ZM203 23V22H202ZM61 24V23H60ZM131 24H134V23H131ZM145 24V23H144ZM147 24V25H148ZM173 24V23H172ZM176 24V23H175ZM178 24V23H177ZM184 24V23H183ZM186 24H188V25H190L191 26V24H189V23H186ZM15 25V26H16ZM63 25V24H62ZM79 25V24H78ZM98 25H100V24H98ZM108 25H109V22H108ZM123 25V24H122ZM141 25H143V24H141ZM151 25V24H150ZM159 25V27H161ZM163 25V24H162ZM167 25V24H166ZM178 25H180V23L178 24ZM187 25V26H188ZM211 25V24H210ZM258 25H260V24H258ZM110 26V25H109ZM124 26V25H123ZM130 26H132V25H130ZM170 26H171V23H170ZM184 26V25H183ZM194 26V25H193ZM196 26V25H195ZM194 26V27H195ZM198 26H199V23H198ZM201 26V25H200ZM221 26V25H220ZM257 26V25H256ZM26 27V26H25ZM31 27H33L32 25H31ZM56 27V26H55ZM81 27V26H80ZM79 27V28H80ZM83 27V26H82ZM97 27V26H96ZM134 27V26H133ZM152 27V26H151ZM174 27H176V25L174 26ZM185 27V26H184ZM183 27V28H184ZM189 27V26H188ZM251 27H253V26H251ZM255 27V26H254ZM15 28V27H14ZM17 28V27H16ZM23 28H24V25H23ZM99 28H101V30H102V27H99ZM119 28H122V27H119ZM144 28V27H143ZM146 28V27H145ZM149 28V27H148ZM158 28V27H157ZM166 28V27H165ZM179 27H177V29H178ZM195 28H197V27H195ZM203 28V27H202ZM209 27H207V29H208ZM226 28V27H225ZM225 28H224V30H225ZM248 28V27H247ZM18 29H20V27L18 28ZM24 29H26V28H24ZM32 29V28H31ZM82 29V28H81ZM94 29V28H93ZM109 29V28H108ZM118 29V28H117ZM124 29H125V27H124ZM153 29V28H152ZM162 29V28H161ZM164 29V28H163ZM182 29V28H181ZM186 29H187V27H185V31H186ZM221 29V28H220ZM227 29V28H226ZM239 29V28H238ZM243 29V28H242ZM241 29V30H242ZM251 29H253V28H251ZM255 29H257L256 27H255ZM16 30V29H15ZM14 30V31H15ZM29 30V29H28ZM27 30V31H28ZM33 30H34V28H33ZM32 30V31H33ZM36 30V29H35ZM74 30V29H73ZM78 30V29H77ZM106 30V29H105ZM141 30H143V29H141ZM167 30V29H166ZM165 30V31H166ZM171 30V29H170ZM191 30V29H190ZM205 30V29H204ZM203 30V31H204ZM250 30V29H249ZM254 30V29H253ZM252 30V31H253ZM11 31V30H10ZM23 31H25V30H23ZM62 31V30H61ZM68 31V30H67ZM91 30H89V32H90ZM92 31H94L95 32V30H92ZM100 31V30H99ZM124 31V30H123ZM127 31H129L128 30V28H127ZM140 31V30H139ZM138 31V32H139ZM145 31H147V30H145ZM149 31V30H148ZM164 31V30H163ZM164 31V32H165ZM178 32L180 31L179 29L177 30ZM182 31H184V29L182 30ZM192 31V30H191ZM190 31V32H191ZM194 31V30H193ZM199 31V30H198ZM202 31V30H201ZM202 31V32H203ZM240 30H238L237 32H239ZM251 31V32H252ZM261 31V30H260ZM18 32V31H17ZM29 32H31L30 30H29ZM64 32V31H63ZM70 32V31H69ZM73 32V31H72ZM82 31L80 30L79 32H77V34L78 33H80V34H83V33H81ZM102 32V31H101ZM112 32V31H111ZM119 32V31H118ZM152 32V31H151ZM150 32V34H148V35H151L152 33ZM156 32V31H155ZM167 32V31H166ZM170 32V31H169ZM178 32H175V33H178ZM181 32V31H180ZM189 32V31H188ZM187 31H186V33H188ZM200 32V31H199ZM202 32H200V33H202ZM229 33L231 32V31H228ZM245 32V31H244ZM12 33H13V31H12ZM16 33V32H15ZM22 33H24V32H22ZM96 33V32H95ZM125 33V32H124ZM128 33H130V32H128ZM141 33V32H140ZM149 33V32H148ZM168 33V32H167ZM174 33V32H173ZM175 33H174V35H175ZM193 33V32H192ZM223 33V32H222ZM221 33V34H222ZM228 33V34H229ZM240 33V32H239ZM254 33V32H253ZM252 33V34H253ZM257 34H258V32H256ZM263 33V32H262ZM10 34V33H9ZM56 34V33H55ZM54 34V36H56ZM63 34V33H62ZM85 34V33H84ZM97 34H100V33H97ZM132 34V33H131ZM139 34V33H138ZM153 34H155V33H153ZM164 35L166 34V33H163ZM191 34V33H190ZM196 34V33H195ZM237 34V33H236ZM245 34V33H244ZM3 35H5V34H3ZM3 35H1V37L3 36ZM7 35H8V33H7ZM22 35H24V34H22ZM34 35V34H33ZM35 35H36V33H35ZM34 35V36H35ZM64 35H66V33L64 34ZM88 35V34H87ZM90 35V34H89ZM110 35V34H109ZM114 35H116L115 33H114ZM134 35V34H133ZM142 35V34H141ZM144 35H146L145 34V32H144ZM143 35V37H146V36H144ZM183 35V34H182ZM188 35H189V33H188ZM201 35H203V33L201 34ZM233 35H235V33L233 34ZM237 35H239V34H237ZM236 35V36H237ZM255 35V34H254ZM12 36V35H11ZM24 36H26V35H24ZM49 36H51V38L53 39V35H49ZM53 36V37H52ZM61 36V35H60ZM83 36V35H82ZM96 35H94L93 37H95ZM100 35H98V37H99ZM103 36V35H102ZM102 36H101V38H102ZM122 36H124V35H122ZM194 36V35H193ZM245 36V35H244ZM248 36V35H247ZM258 36V35H257ZM263 36V35H262ZM9 38H10V36H8ZM28 38H30L29 36H27ZM36 37H37V35H36ZM35 37V38H36ZM84 37V36H83ZM93 37H92V39H93ZM135 37V36H134ZM142 37V38H143ZM157 37V36H156ZM156 37H155V39H156ZM170 37V36H169ZM186 37V36H185ZM185 37H183V38H185ZM191 37H192V35H191ZM198 37V36H197ZM204 37V36H203ZM239 37V36H238ZM243 37V36H242ZM5 38V36L3 37V39ZM33 38V37H32ZM34 38V40H39V42H40V40L42 41V39H35ZM49 38V37H48ZM61 38V37H60ZM74 38V37H73ZM90 38V37H89ZM122 38V37H121ZM148 38H149V36H148ZM153 38V37H152ZM163 38V37H162ZM172 38V37H171ZM187 38V37H186ZM213 38V37H212ZM220 38V37H219ZM229 38V37H228ZM231 38H232V35H231ZM245 38V37H244ZM247 38V37H246ZM248 38H251V37H248ZM8 39V38H7ZM12 39V38H11ZM20 39H22V38H20ZM54 39H57V38H54ZM62 39H64L65 40V38H62ZM95 39V38H94ZM134 39V38H133ZM137 39V38H136ZM139 40L141 39V37L140 38H138ZM154 39V40H155ZM189 39H191V38H189ZM233 39H234V37H233ZM253 39V38H252ZM25 40V39H24ZM45 40V41H44ZM58 40V39H57ZM64 40H62V41H64ZM68 40V39H67ZM96 40H98V39H96ZM109 40V39H108ZM113 41H114V38L112 39ZM115 40H117V39H115ZM131 40H132V38H131ZM153 40V39H152ZM158 40V39H157ZM167 40V39H166ZM180 40V39H179ZM186 40V39H185ZM188 40V39H187ZM193 40V39H192ZM196 40V39H195ZM219 40V39H218ZM221 40V39H220ZM43 41L44 42H47V40L46 39H43ZM55 41V40H54ZM66 41V40H65ZM85 42H86V40H84ZM99 41H102V40H99ZM113 41H109V42H113ZM118 41V40H117ZM143 41V40H142ZM148 41V40H147ZM165 40H163V41H161V42H164ZM178 41V40H177ZM181 41V40H180ZM183 41V40H182ZM210 41H211V39H210ZM231 40L230 39H228V40H226V41H223V43L221 44V47L219 48V53H220V56L223 54L224 56H226V55H228L229 56V54H227L226 53V49L229 47V46H231V42H230ZM248 41H249V39H248ZM252 40L250 39V42H251ZM253 41H254V39H253ZM263 41H264V38H263ZM262 41V42H263ZM38 42V41H37ZM44 42H43V44H44ZM50 42H52V41H50ZM57 42H59V41H57ZM85 42H83V44L85 43ZM115 42V41H114ZM113 42V43H114ZM118 42H121V41H118ZM141 42V41H140ZM154 42V41H153ZM186 42V41H185ZM188 42H190V40L188 41ZM191 42H193V41H191ZM191 42H190V44H191ZM249 42V43H250ZM36 43V42H35ZM42 43V42H41ZM53 43V42H52ZM59 43H61V42H59ZM63 43V42H62ZM102 42H100L99 44H101ZM108 43V42H107ZM137 43V42H136ZM144 43V42H143ZM165 43V42H164ZM167 43V42H166ZM187 43V42H186ZM186 43H185V45H186ZM202 43V42H201ZM200 43V44H201ZM254 43V42H253ZM47 44V43H46ZM54 44V43H53ZM66 44V43H65ZM64 44V45H65ZM79 44H81V43H79ZM108 44H110V43H108ZM120 44V43H119ZM118 44V45H119ZM135 44V43H134ZM140 44V43H139ZM139 44H137V45H139ZM172 44H174L173 42H172ZM41 45V44H40ZM45 45V44H44ZM43 45V46H44ZM60 45V44H59ZM58 45V46H59ZM61 45H63V44H61ZM78 45V44H77ZM91 45H93V44H90V46ZM117 45V44H116ZM133 45V44H132ZM144 44H142V46H143ZM146 45H148V43L146 42ZM151 45V44H150ZM161 45H162V43H161ZM169 45H170V43H169ZM183 45V44H182ZM193 45V44H192ZM216 45V44H215ZM239 45V44H238ZM246 46H247V44H245ZM249 45V44H248ZM251 46H252V43L250 44ZM21 46V45H20ZM46 46H48V45H46ZM68 46V45H67ZM80 46V45H79ZM88 45L86 44V47H87ZM95 46V45H94ZM98 46V45H97ZM141 46V47H142ZM145 46V45H144ZM184 46V45H183ZM188 46V45H187ZM201 46V45H200ZM36 47H38L37 45H36ZM89 47V46H88ZM99 47V46H98ZM133 47V46H132ZM136 47V46H135ZM148 47V46H147ZM154 47V46H153ZM162 47V46H161ZM170 47H172V46H170ZM204 47H205V45H204ZM238 47V49L240 48L239 46H237ZM256 47H258V46H256ZM5 48V47H4ZM23 48V47H22ZM30 48V47H29ZM44 48H45V46H44ZM47 48V47H46ZM117 48H119V47H117ZM145 48V47H144ZM159 48V47H158ZM157 47H156V49H158ZM173 48H175L176 49V47H174L173 46ZM180 48V47H179ZM198 48H199V46H198ZM247 48V47H246ZM249 48V47H248ZM262 48V47H261ZM18 49V51L17 52H19V48H17ZM34 49H36L35 47H34ZM57 49V48H56ZM67 49V48H66ZM75 49V48H74ZM82 49V48H81ZM89 49V48H88ZM96 49V48H95ZM112 49V48H111ZM125 49V48H124ZM151 49L152 48H150V51H151ZM166 49V48H165ZM172 49V48H171ZM197 49V48H196ZM200 49V48H199ZM198 49V50H199ZM229 49L231 50V47H229ZM51 50V49H50ZM59 51H60V49H58ZM79 50V49H78ZM91 50V49H90ZM97 50V49H96ZM120 50V49H119ZM146 50H148V49H146ZM170 50V49H169ZM202 50V49H201ZM200 50V51H201ZM213 50V49H212ZM211 50V51H212ZM229 50V51H230ZM240 50H242L241 48H240ZM244 50V53H245V49H243ZM258 50H259V48H258ZM0 51H1V49H0ZM20 51H21V49H20ZM23 51V50H22ZM44 51V50H43ZM48 51V50H47ZM62 51V50H61ZM75 51V50H74ZM130 51V50H129ZM155 51V50H154ZM159 51V50H158ZM161 51H162V49H161ZM173 51H174V49H173ZM172 51V54L174 53ZM178 51H179V49L177 50V53H178ZM184 51V50H183ZM196 51V50H195ZM215 51H216V49H215ZM228 51V53H230ZM248 51V50H247ZM255 51H257L256 50V48H255ZM2 52V51H1ZM23 52H25V51H23ZM63 52V51H62ZM66 52V51H65ZM64 52V53H65ZM93 52H95V51H93ZM132 52V51H131ZM146 52V51H145ZM157 52V51H156ZM168 52H170V51H168ZM192 52H193V49H192ZM197 52V51H196ZM196 52H195V54L194 55H196ZM239 52H242V51H239ZM237 53L238 54V56H240L241 54L240 53ZM253 52V51H252ZM27 53V52H26ZM49 53V52H48ZM63 53V54H64ZM73 53V52H72ZM96 53H98V52H96ZM103 53V52H102ZM125 52H123V54H124ZM126 53H127V51H126ZM125 53V54H126ZM130 53V52H129ZM161 53V52H160ZM165 53H167V52H165ZM183 53V52H182ZM213 53V52H212ZM250 53V52H249ZM82 54V53H81ZM100 54V53H99ZM120 54H121V52H120ZM124 54V55H125ZM198 54H200L199 52H198ZM205 54V53H204ZM235 54V53H234ZM234 54L232 55V56H234ZM237 54H235V55H237ZM246 54H248V53H246ZM22 55V54H21ZM24 55V54H23ZM26 55H28V54H26ZM26 55H24L25 57H26ZM77 54H75V56H76ZM165 55H167V54H165ZM175 55V54H174ZM191 55V54H190ZM190 55H189V57H190ZM194 55H192L193 57H194ZM23 56V58H25ZM51 56V55H50ZM58 56V55H57ZM69 56H71L72 57V54L70 53L69 54ZM126 56V55H125ZM128 56H129V54H128ZM128 56H126L125 58H127ZM149 56V58H150V55H148ZM169 56V55H168ZM168 56H165V57H168ZM176 56V55H175ZM200 56V55H199ZM211 56V55H210ZM216 56V55H215ZM232 56L230 57V58H232ZM237 56V57H238ZM250 56H252L251 55V53H250ZM257 56V55H256ZM255 56V57H256ZM259 57L261 56V54L260 55H258ZM2 57V56H1ZM52 57V56H51ZM65 57V56H64ZM152 57H154V56H152ZM151 57V58H152ZM171 57H172V55H171ZM186 57V56H185ZM202 57V56H201ZM207 57L209 58V55H207ZM235 57V56H234ZM237 57H235V58H237ZM3 58V57H2ZM19 58H20V56H19ZM50 58V57H49ZM67 58V59H66ZM66 58H64V60L66 59V61L65 62H67V60L69 59L68 57H66ZM74 58V57H73ZM120 58V57H119ZM122 58H124V57H122ZM121 58V59H122ZM147 58V57H146ZM145 58V59H146ZM177 58V57H176ZM199 58V57H198ZM211 58H213V57H211ZM224 58V57H223ZM243 58H244V56H243ZM247 58V57H246ZM45 60H48V59H46V58H44ZM72 59V58H71ZM96 59V58H95ZM100 59V58H99ZM120 59V60H121ZM181 59V58H180ZM194 59V58H193ZM200 59V58H199ZM228 59V58H227ZM240 59H241V57H240ZM253 59H255L254 57H253ZM64 60H62V61H64ZM113 60V59H112ZM115 60V59H114ZM125 60V59H124ZM123 60V62H125ZM152 60V59H151ZM175 60V59H174ZM209 60V59H208ZM246 60V59H245ZM244 60V61H245ZM44 61V60H43ZM72 60H70V62H71ZM80 62H82L81 60H79ZM118 61V60H117ZM122 61V60H121ZM127 61V60H126ZM148 61V60H147ZM159 61H161V60H159ZM171 61V60H170ZM186 61H188V60H186ZM207 61V60H206ZM252 61V60H251ZM259 64H260V70L259 69H257V70H259V72H258V78H264V61H262V60H256ZM1 62V61H0ZM40 62V61H39ZM65 62L63 63V65H65ZM79 62V63H80ZM115 62H116V60H115ZM114 62V63H115ZM169 62V61H168ZM185 62V61H184ZM194 62V61H193ZM197 62V61H196ZM221 62V61H220ZM241 62H242V59H241ZM240 62V63H241ZM30 63V62H29ZM42 63V62H41ZM49 63V62H48ZM51 63V62H50ZM50 63H49V65H50ZM98 63V62H97ZM146 63V62H145ZM154 63V62H153ZM153 63H151V64H153ZM161 63V62H160ZM167 63V62H166ZM180 63V62H179ZM187 63V62H186ZM195 63V62H194ZM235 63V62H234ZM248 63H249V61H248ZM118 64V63H117ZM171 64V63H170ZM183 64V63H182ZM193 64V63H192ZM237 64H239V63H237ZM251 63H249V65H250ZM254 64V63H253ZM258 64V65H259ZM44 65H48V64H46V63H44ZM51 65H52V63H51ZM72 65V64H71ZM70 65V63L69 62H67L66 63V65L64 66V70H63V67L61 68L60 66V68L62 69V70H56L55 71V73L53 74V72L52 71H50V69H46L45 70V72L43 73L42 72V74H43V77L41 76V80H40V78L38 79L37 77H36V79L38 80V81H40L39 83H38V85L36 86L35 85V95H34V98H33V100H35L37 103L39 102V103H41V104H43L45 107H46V109H47V113H50V114H46V115H51L53 118V121L52 122H54V125H53V128L51 129V128H49L48 127V131L46 132V134H47V136H48V140L51 142V144L53 145V147H54V149H55V151H56V155H52V154H50L49 153V151L46 149V148H40L38 145H37V143H36V140H35V134L36 133H38V130L36 129V127L35 126H33L31 123H26V124H24L23 126H22V128H21V132H20V140L22 141V149H23V151H26V152H28L30 155H32L33 157H34V161H30V163H28L26 166H25V179H26V181H25V179H24V181L25 182H27L28 181V183L30 182V184L32 185V186H34V192L35 191H40L41 189H38L39 188V181L40 180H42L44 177H46V176H50V177H55L56 179H60L61 181H63L64 182V180L62 179V177H61V175L59 174V173H57L56 171H55V169H54V165H55V163L57 162V161H60V162H63V163H66L67 161H69V159H70V157H71V155H72V148H73V145L77 142V143H81L82 144V146H87V144H90V143H92V144H95V145H97L98 147L97 148H99L100 149V152H101V156L103 157V156H106V155H109L110 157H111V159H112V162H113V166L109 169V170H106L105 172H104V174H103V178H102V181L101 182H103V186H104V188L107 190V196L103 199V202L105 203L104 205H106V208H107V210H106V216H105V220H104V223L102 224V226H101V228H100V233L98 234V235H96V236H92L91 237V246H93L94 248H95V250H94V252L92 251V252H90V254L88 255V258L87 259H85L84 260V263L85 264H146L147 262H150V260H152V257L154 256V254L152 253V244L151 243H153V242H155V240L153 241V242H149L151 245H150V247L149 246H146V245H143V244H140V245H138V246H135V247H130V248H128V249H126V250H122V252H118L114 247H113V245H112V241H111V239H113V237H112V235H111V229H112V226H113V224H114V213L116 212V211H118V210H120V211H122V212H124V207H125V204H126V201H124V200H122L121 199V197L119 196V177H118V173H117V171H116V165L117 164H120V163H122L124 160H125V158L127 157V156H129L130 155V151H129V145H130V137H129V135H127V133L122 129L120 132H119V134L116 136V138H115V140L113 141L112 140V136L113 135H111V133H113V132H111V129H110V127H111V123H110V121H109V119H108V117L107 116H105L103 113H101V111H95V110H93V109H91L89 106H84L82 103H81V97H80V95H79V93H78V88H77V85H76V82L74 81V77H73V71L71 70V66ZM92 65V64H91ZM95 65V64H94ZM98 65V64H97ZM97 65H96V67H97ZM116 65V64H115ZM185 65V64H184ZM188 65V64H187ZM198 65H200V64H198ZM204 65H206L205 63H204ZM223 66H224V64H222ZM226 65H228V64H226ZM1 66V65H0ZM5 66V65H4ZM3 66V67H4ZM35 66H36V64H35ZM111 66V65H110ZM114 66V64H112V67ZM130 66V65H129ZM128 66V67H129ZM133 66H135V65H133ZM197 66V65H196ZM203 66V65H202ZM217 66H219V65H217ZM222 66V67H223ZM6 67V66H5ZM43 67V66H42ZM45 67V66H44ZM49 67H51V66H49ZM53 67V66H52ZM52 67H51V70H54V68L52 69ZM106 67V66H105ZM108 67V66H107ZM112 67H111V70H112ZM115 67V66H114ZM118 67H121V66H117V68ZM147 67V66H146ZM151 67H152V65L150 66V69H151ZM158 67V66H157ZM157 67L155 68V69H157ZM169 67V66H168ZM183 66H181L180 67V69L182 68ZM185 67V66H184ZM183 67V68H184ZM191 67H193V69H194V71L196 72V67H195V65H193V66H191ZM196 69H195V68ZM240 67V66H239ZM257 67V66H256ZM8 68V67H7ZM110 68V67H109ZM123 68V67H122ZM137 68V67H136ZM202 68V67H201ZM238 68V67H237ZM241 68V67H240ZM243 68V67H242ZM41 69H43V68H41ZM99 69V68H98ZM113 69H115V68H113ZM128 69V68H127ZM126 69V70H127ZM146 69V68H145ZM154 69V70H155ZM176 69V68H175ZM221 69V68H220ZM226 69V68H225ZM224 69V70H225ZM8 70V69H7ZM6 70V71H7ZM135 70V69H134ZM153 70V69H152ZM237 70H239V69H237ZM240 70H242V69H240ZM16 71H17V69H16ZM19 71V70H18ZM22 71V70H21ZM42 71V70H41ZM44 71V70H43ZM60 73H59V72ZM102 71V70H101ZM114 71V70H113ZM132 71V70H131ZM161 71V70H160ZM169 71V70H168ZM180 71H183V70H180ZM190 71H191V69H190ZM201 71V70H200ZM207 71V70H206ZM220 72L221 71H223V69L222 70H219ZM228 71H229V69H228ZM243 72H244V70H242ZM252 71V70H251ZM12 72H14V71H12ZM12 72H11V74H12ZM20 72V71H19ZM115 72V71H114ZM121 72V71H120ZM123 72V71H122ZM175 72H176V70H175ZM220 72H218V73H220ZM223 72H225V71H223ZM241 72V71H240ZM247 72V71H246ZM245 72V73H246ZM9 73V72H8ZM110 73V72H109ZM111 73H112V71H111ZM110 73V74H111ZM116 73V72H115ZM115 73H113V74H115ZM145 73V72H144ZM144 73H143V76H144ZM156 72L154 71V74H155ZM212 73V72H211ZM253 73H254V71H253ZM252 73V74H253ZM257 73V72H256ZM56 74V75H55ZM141 74V73H140ZM151 74V73H150ZM158 74V73H157ZM226 74V73H225ZM230 74H232V73H230ZM255 74V73H254ZM107 75H109L108 74V72H107ZM122 75V73L120 74V76ZM138 75V74H137ZM152 75H153V73H152ZM151 75V76H152ZM159 75H160V73H159ZM183 75V74H182ZM189 75V74H188ZM211 75V74H210ZM219 75V74H218ZM244 75V74H243ZM13 76V75H12ZM110 76H113V75H110ZM141 76V75H140ZM154 76V75H153ZM152 76V77H153ZM155 76H156V74H155ZM161 76V75H160ZM160 76H158L157 75V77L156 78H159ZM178 76V75H177ZM203 76V75H202ZM220 76H222L223 77V75H220ZM229 76V75H228ZM232 76V75H231ZM6 77V76H5ZM21 77V76H20ZM145 77V76H144ZM168 76H165L164 75V78L166 79ZM221 77V78H222ZM255 77H256V75H255ZM113 78V77H112ZM115 78H116V76H115ZM142 78V77H141ZM140 78V79H141ZM147 78V77H146ZM161 78V77H160ZM173 78V77H172ZM171 78V79H172ZM177 78V77H176ZM175 78V79H176ZM180 78V77H179ZM216 78V77H215ZM224 78V77H223ZM247 80H249V77H248V75H247ZM186 79V78H185ZM217 79V78H216ZM225 79V78H224ZM238 79H240V78H238ZM91 80V79H90ZM119 79H116V81H118ZM174 80V79H173ZM172 80V81H173ZM177 80H180V79H177ZM252 80V79H251ZM257 80V79H256ZM29 81V80H28ZM138 81V80H137ZM141 81V80H140ZM145 81H146V79H145ZM170 81V80H169ZM182 81V80H181ZM180 81V82H181ZM245 81H246V79H245ZM244 81V82H245ZM32 82V81H31ZM30 82V83H31ZM108 82V81H107ZM121 82V81H120ZM131 82H133V80H131ZM176 82V81H175ZM179 82V81H178ZM198 82V81H197ZM247 82H249V81H247ZM257 82V81H256ZM30 83L27 85V86H29L30 85ZM36 83V82H35ZM93 83V82H92ZM110 83V82H109ZM114 83H116V82H114ZM118 83V82H117ZM126 83V82H125ZM146 83V82H145ZM148 83V82H147ZM150 83V82H149ZM177 83V82H176ZM207 83V82H206ZM223 83V82H222ZM250 83H251V81H250ZM253 83H254V81H253ZM258 83V82H257ZM182 84V83H181ZM212 84V83H211ZM246 84V83H245ZM249 84V83H248ZM248 84H246L247 86H248ZM12 85V84H11ZM31 85H33V83L31 84ZM116 85H118L119 86V83L118 84H116ZM149 85V84H148ZM175 85V83L171 86V87H173ZM179 85V84H178ZM191 85V84H190ZM207 85V84H206ZM217 85V84H216ZM216 85H214V86H216ZM219 85V84H218ZM221 85H223V84H221ZM221 85H219V86H221ZM236 85V84H235ZM250 85V84H249ZM27 86H26V88H27ZM168 86V85H167ZM169 86H170V84H169ZM184 86V85H183ZM182 86V87H183ZM224 86H225V84H224ZM251 86V85H250ZM97 87H98V85H97ZM126 87H128L127 85H126ZM139 87H142V85L141 86H139ZM171 87L169 88V89H171ZM207 87V86H206ZM225 87H227V86H225ZM224 87V88H225ZM229 87H230V85H229ZM234 87V86H233ZM243 87V89H244V87H245V85L244 86H242ZM1 88H3V87H1ZM30 88H32L31 86H30ZM30 88H29V90H30ZM34 88V87H33ZM110 88V87H109ZM121 88V87H120ZM131 88V87H130ZM179 88V87H178ZM191 88V87H190ZM194 88V87H193ZM204 88V87H203ZM203 88H201V89H203ZM220 88V87H219ZM222 88V87H221ZM238 88H240V87H238ZM246 88V87H245ZM90 89V88H89ZM97 89V88H96ZM103 89V88H102ZM105 89V88H104ZM127 89V88H126ZM138 89V88H137ZM142 89V88H141ZM141 89H140V91H141ZM177 89V88H176ZM184 89V88H183ZM195 89H197V88H195ZM206 89V88H205ZM214 89H216V88H214ZM223 89V88H222ZM221 89V90H222ZM231 89V88H230ZM237 89V88H236ZM8 90V89H7ZM34 90V89H33ZM112 90V89H111ZM116 90V89H115ZM119 90V89H118ZM118 90H116L117 92H119ZM127 90H129V87H128V89ZM146 90V89H145ZM153 90V89H152ZM166 90H167V88H166ZM178 90V89H177ZM181 90V89H180ZM180 90L178 91L179 93H180ZM213 90V89H212ZM219 90V89H218ZM225 90V89H224ZM228 90V89H227ZM232 90V89H231ZM230 90V91H231ZM241 90H242V88H241ZM245 90V89H244ZM243 90V91H244ZM262 90H264V87H263V89ZM105 91V90H104ZM135 90H133V92H134ZM183 91V90H182ZM182 91H181V93H182ZM200 91V90H199ZM199 91H197V93L199 92ZM202 91V90H201ZM203 91H204V89H203ZM202 91V92H203ZM211 91V90H210ZM214 91V90H213ZM240 91V89L237 91L238 93H240L241 94V92H239ZM260 91V90H259ZM111 92V91H110ZM129 92H130V90H129ZM206 92V91H205ZM233 92V91H232ZM231 92V93H232ZM31 93V92H30ZM116 93V92H115ZM137 93V92H136ZM141 93H142V91H141ZM172 93V92H171ZM170 93V94H171ZM176 93H177V91H176ZM175 93V94H176ZM212 93V92H211ZM222 93H223V91H222ZM243 93V92H242ZM264 93V92H263ZM33 94V93H32ZM31 94V95H32ZM174 94V93H173ZM194 94V93H193ZM233 94V93H232ZM236 94V92H234V94H233V96ZM129 96H130V94H128ZM137 95H138V93H137ZM202 95H203V97H204V95L205 94H203L202 93ZM206 95H207V93H206ZM209 95V94H208ZM208 95H207V100H208ZM223 95V94H222ZM247 95V94H246ZM26 96H27V94H26ZM30 96V95H29ZM132 96V95H131ZM171 96H172V94H171ZM189 96V95H188ZM193 96V95H192ZM196 96V95H195ZM213 95L211 94V97H212ZM240 96V95H239ZM263 96V95H262ZM32 97V96H31ZM134 97H136V95L134 96ZM134 97H133V99H134ZM143 97V96H142ZM141 97V98H142ZM183 97V96H182ZM186 97H187V95L185 96V97H183V98H185L186 99ZM201 97V96H200ZM232 97V96H231ZM235 97V96H234ZM237 97V96H236ZM27 98H29L28 96H27ZM146 98V97H145ZM169 98V97H168ZM175 98V96L172 98V99H174ZM193 98V97H192ZM213 98H215V97H213ZM249 98L251 99V96H249ZM9 99V98H8ZM12 99H13V97H12ZM30 99V98H29ZM124 99V98H123ZM149 99V98H148ZM165 99V98H164ZM163 99V100H164ZM235 99H237V98H235ZM234 99V100H235ZM257 99V98H256ZM94 100V99H93ZM108 100V99H107ZM136 100H137V98H136ZM167 100H169V99H167ZM184 100V99H183ZM201 100V99H200ZM216 99H214V101H215ZM225 100V99H224ZM230 100V99H229ZM232 100V99H231ZM239 100V99H238ZM237 100V101H238ZM249 100V99H248ZM263 100V99H262ZM8 101V100H7ZM13 101V100H12ZM32 101V100H31ZM126 101V100H125ZM139 101V100H138ZM143 101V100H142ZM141 100H140V102H142ZM151 101V100H150ZM178 101V100H177ZM194 101V100H193ZM199 100H197V102H198ZM202 101V100H201ZM206 101V100H205ZM219 101V100H218ZM220 101H221V99H220ZM219 101V102H220ZM118 102H121V101H118ZM149 102V101H148ZM158 102V101H157ZM163 102V101H162ZM183 101L181 100V103H182ZM200 102V101H199ZM216 102V101H215ZM218 102V103H219ZM241 102H242V100H241ZM241 102H240V104H241ZM243 102H245L244 100H243ZM257 102V101H256ZM259 102H260V100H259ZM33 103V101L31 102V104ZM95 103V102H94ZM112 103V102H111ZM110 103V104H111ZM125 103V102H124ZM138 103V102H137ZM142 103H144V102H142ZM168 103V102H167ZM170 104H172V101H170L169 102ZM168 103V104H169ZM186 103V102H185ZM201 103V102H200ZM210 103H213V102H210L209 101V104ZM218 103H217V105H218ZM33 104H36V103H33ZM118 104V103H117ZM122 104V103H121ZM131 104H132V102H131ZM134 104V103H133ZM167 104V105H168ZM174 104V103H173ZM202 104V103H201ZM203 104H205L204 102H203ZM202 104V105H203ZM208 104V103H207ZM208 104V105H209ZM216 104V103H215ZM222 104V103H221ZM239 104V105H240ZM247 104V103H246ZM254 104H256L255 102H254ZM36 105H38V104H36ZM100 105V104H99ZM98 105V106H99ZM130 105V104H129ZM151 105H153V104H151ZM155 105V104H154ZM175 105V104H174ZM182 105H184V102L182 103V104H180V106H177V107H179V109L180 108H183V106ZM188 105V104H187ZM212 105V104H211ZM227 105V104H226ZM242 105H243V103H242ZM249 105V104H248ZM258 105V104H257ZM111 106H113V104L112 105H110V107ZM119 106V105H118ZM133 106V105H132ZM163 106H165L164 104H163ZM206 106V105H205ZM214 106H216V105H214ZM219 107H220V104L218 105ZM250 106V105H249ZM136 107H137V104H136ZM151 107V106H150ZM193 107V106H192ZM218 107V108H219ZM221 107H222V105H221ZM255 107V106H254ZM24 108V107H23ZM125 108V107H124ZM133 108H134V111H136V109H135V107L133 106ZM153 108V107H152ZM198 108V107H197ZM212 108H215V107H212ZM249 108V107H248ZM257 108V107H256ZM125 109H127V107L125 108ZM142 109V108H141ZM144 109V108H143ZM187 109V108H186ZM196 109V108H195ZM202 109H205V108H203L202 107ZM222 109V108H221ZM220 109V110H221ZM239 109V108H238ZM244 109V108H243ZM261 109H263V108H261ZM36 110V109H35ZM34 110V111H35ZM45 110V109H44ZM43 110V111H44ZM139 110V109H138ZM149 110V109H148ZM155 110H157L156 109V107H155ZM176 110V109H175ZM206 111L208 110V109H205ZM214 110H216V109H214ZM232 110V109H231ZM254 110H256V109H254ZM258 110V109H257ZM133 111V110H132ZM133 111V113H135ZM147 111V110H146ZM168 111H170V110H168ZM179 111V110H178ZM196 111L198 112L199 110H197L196 109ZM241 111H243V110H241ZM250 111V110H249ZM253 111V110H252ZM251 111V112H252ZM42 112V111H41ZM113 112V111H112ZM126 112H129V111H126ZM131 112V111H130ZM192 112V111H191ZM200 112H201V110H200ZM209 112V111H208ZM211 112V111H210ZM234 111H232V113H233ZM36 113V112H35ZM39 113V112H38ZM178 113V112H177ZM238 113V112H237ZM236 113V114H237ZM243 113V112H242ZM241 113V114H242ZM257 113V112H256ZM13 114V113H12ZM17 114V113H16ZM42 114V113H41ZM197 114V113H196ZM204 114V113H203ZM235 114V115H236ZM245 114H247L246 112H245ZM14 115V114H13ZM19 115V114H18ZM21 115H23V113L21 114ZM26 115H27V113H26ZM40 115V114H39ZM45 115V114H44ZM45 115V116H46ZM133 115V114H132ZM131 115V116H132ZM191 115H192V113H191ZM199 115V114H198ZM197 115V116H198ZM206 115V114H205ZM233 115V114H232ZM258 115V114H257ZM28 116V115H27ZM65 116V117H64ZM66 116L69 118V120L68 121H70V123H71V127L68 129V130H66L64 127H63V125H65L64 123H63V125H62V123H61V118L62 117H64V118H66ZM168 116V115H167ZM244 116V115H243ZM251 116V115H250ZM14 117H15V115H14ZM123 117V116H122ZM200 117V116H199ZM201 117H203V116H201ZM207 116H205V118H206ZM210 117V116H209ZM213 117H215V116H213ZM241 117H242V115H241ZM12 118V117H11ZM46 118H48L47 116H46ZM63 118V119H64ZM110 118V117H109ZM138 118H140V117H138ZM186 118V117H185ZM220 118V117H219ZM222 118H223V116H222ZM229 118H230V116H229ZM258 118V117H257ZM259 118H260V116H259ZM12 119H14V118H12ZM112 119V118H111ZM128 119V118H127ZM177 119V118H176ZM241 119V118H240ZM251 119V118H250ZM249 119V120H250ZM261 119V118H260ZM262 119H263V117H262ZM17 120V119H16ZM24 120V119H23ZM41 120V119H40ZM194 120V119H193ZM43 121V120H42ZM125 120H123V122H124ZM172 121V120H171ZM191 121V120H190ZM206 121V120H205ZM220 121V120H219ZM242 121V120H241ZM259 121V120H258ZM16 122V121H15ZM26 122V121H25ZM52 122H50V123H52ZM189 122V121H188ZM192 122V124H194L193 123V121H191ZM203 122V121H202ZM218 122V121H217ZM235 122V121H234ZM34 123V122H33ZM50 123H49V125H50ZM66 123V122H65ZM122 123V122H121ZM185 123H187V122H185ZM242 123H243V121H242ZM241 123V124H242ZM20 124V123H19ZM18 124V125H19ZM53 124V123H52ZM120 124V123H119ZM196 124H198L197 122H196ZM204 124V123H203ZM209 124V123H208ZM235 124H237V123H235ZM240 124V125H241ZM253 124V123H252ZM257 124V123H256ZM22 125V124H21ZM160 125H161V123H160ZM167 125V124H166ZM172 125V124H171ZM195 125V124H194ZM211 125V124H210ZM239 125V126H240ZM16 126V125H15ZM66 126V125H65ZM68 126V125H67ZM114 126V125H113ZM125 126V125H124ZM139 125H137V127H138ZM173 126V125H172ZM174 126H175V124H174ZM177 126V125H176ZM190 127L191 126H193V125H189ZM199 126V125H198ZM201 126H203V125H201ZM236 126V125H235ZM235 126H233V127H235ZM18 127V126H17ZM133 127H135V125L133 126ZM159 127V126H158ZM163 127V126H162ZM179 127V126H178ZM189 127V128H190ZM215 127V126H214ZM225 127V126H224ZM232 127V128H233ZM264 127V126H263ZM11 128V127H10ZM10 128H8V130L7 131H9L10 130ZM136 128V127H135ZM140 128V127H139ZM139 128H137V129H139ZM172 128V127H171ZM170 128V129H171ZM188 128V127H187ZM192 128V127H191ZM195 127H193V129H194ZM202 128V127H201ZM240 128H241V126H240ZM239 128V130H241ZM246 128V127H245ZM17 129V128H16ZM43 129V128H42ZM49 129H50V131H49ZM118 129V128H117ZM127 129V128H126ZM176 129V128H175ZM196 129V128H195ZM198 129H199V127H198ZM198 129H197V132H198ZM212 129V128H211ZM225 129H229V128H225ZM236 129V128H235ZM263 129V128H262ZM45 130H46V128H45ZM116 130V129H115ZM132 130V129H131ZM130 130V131H131ZM140 130V129H139ZM209 130V129H208ZM223 130H224V128H223ZM246 130V129H245ZM43 131H44V129H43ZM175 131V130H174ZM179 131V130H178ZM195 131V130H194ZM233 131H234V129H233ZM247 131V130H246ZM254 131V130H253ZM264 131V130H263ZM16 132V131H15ZM40 132H42V131H40ZM186 132V131H185ZM242 132V131H241ZM247 132H249V131H247ZM260 132V131H259ZM9 133V132H8ZM13 133V132H12ZM17 133H18V130H17ZM16 133V134H17ZM132 133V132H131ZM134 133V132H133ZM132 133V134H133ZM175 133V132H174ZM173 133V134H174ZM192 133V132H191ZM196 133V132H195ZM200 133V132H199ZM231 133H233V132H231ZM235 133V132H234ZM243 134H244V132H242ZM3 134H4V132H3ZM15 134V133H14ZM13 134V135H14ZM45 134V133H44ZM177 134V133H176ZM198 133H196L195 135H197ZM242 134V135H243ZM246 134V133H245ZM256 134V133H255ZM6 135V134H5ZM9 135V134H8ZM115 135V134H114ZM187 135V134H186ZM188 135H189V132H188ZM199 135V134H198ZM257 135V134H256ZM46 136V135H45ZM152 136V135H151ZM161 136V135H160ZM1 137H2V134H1ZM0 137V139H2ZM5 137V136H4ZM9 137V136H8ZM154 137V136H153ZM163 137V136H162ZM180 137V136H179ZM191 137V136H190ZM190 137H189V139H190ZM193 137V136H192ZM252 137V136H251ZM5 138H7V135H6V137ZM4 138V139H5ZM186 139L188 138V137H185ZM184 138V139H185ZM222 138V137H221ZM229 138V137H228ZM261 138H262V136H261ZM3 139V140H4ZM88 139V140H87ZM162 139H164V138H162ZM185 139V140H186ZM197 139V142L196 143H198V141H199V138H196ZM226 139H227V137H226ZM3 140L1 141V142H3ZM7 140V139H6ZM167 140V139H166ZM244 140V139H243ZM242 140V141H243ZM8 141V140H7ZM18 141V140H17ZM41 141V140H40ZM159 141H160V139H159ZM169 141V140H168ZM195 141V140H194ZM19 142V141H18ZM42 142V141H41ZM167 142V141H166ZM170 142V141H169ZM19 143H21V142H19ZM174 143V142H173ZM219 143V142H218ZM218 143L216 144V145H218ZM248 143H250V142H248ZM80 144V145H81ZM168 144V143H167ZM167 144H166V146H167ZM191 144H192V142H191ZM180 145H181V143H180ZM186 145V144H185ZM178 146V145H177ZM192 146V145H191ZM199 146V145H198ZM260 146V145H259ZM7 147V146H6ZM133 147V146H132ZM187 147L188 148H190V146H188L187 145ZM186 147V148H187ZM202 147V146H201ZM166 148V147H165ZM168 148H170L169 146H168ZM186 148H184V150H186ZM209 148V147H208ZM210 148H211V146H210ZM213 148V147H212ZM246 148V147H245ZM6 149V148H5ZM7 149H10V148H7ZM51 149V148H50ZM167 149V148H166ZM195 149V148H194ZM168 150V149H167ZM7 152V150H4V152ZM182 151V150H181ZM217 151V150H216ZM11 152V151H10ZM16 152V151H15ZM25 152V153H26ZM169 152V151H168ZM167 152V154H169ZM179 152V151H178ZM200 152V151H199ZM187 153V152H186ZM190 153V152H189ZM219 153H220V151H219ZM21 154V153H20ZM19 154V155H20ZM150 154H151V152H150ZM155 154V153H154ZM183 154H184V152H183ZM196 154V153H195ZM260 154H262V153H260ZM264 154V153H263ZM5 155V154H4ZM149 155V154H148ZM143 156H144V154H143ZM172 156V155H171ZM184 156H186V155H184ZM190 156V155H189ZM2 157V156H1ZM6 157V156H5ZM9 157V156H8ZM150 157V156H149ZM174 157V156H173ZM172 157V158H173ZM181 157H183V155L181 156ZM190 157H192V156H190ZM3 158H4V156H3ZM7 158V157H6ZM21 158V157H20ZM170 158V157H169ZM176 158V157H175ZM5 159V158H4ZM8 159V158H7ZM177 159V161H178V158H176ZM187 159V158H186ZM185 159V160H186ZM263 159V158H262ZM261 159V160H262ZM150 160V159H149ZM196 160H197V158H196ZM199 160V159H198ZM256 160V159H255ZM260 160V161H261ZM18 161H20V159L19 160H17L16 161V163L18 162ZM192 161V160H191ZM5 162V161H4ZM149 162V161H148ZM153 162V161H152ZM168 162V161H167ZM180 162V161H179ZM178 162V163H179ZM193 162V161H192ZM116 163V165H114ZM176 163V162H175ZM259 163V162H258ZM3 164V163H2ZM252 164H253V160L248 156V154H247V152H240V150L239 149H237V148H235V149H232V150H225L224 152H223V154H222V156L219 158V159H216V161L214 162V164L212 165V168L211 169H207L206 171H203V172H200V177H209L210 178V180L213 182L212 184H216V185H218V184H227L228 186H229V188H231L233 191H234V201H235V203L236 204H238V205H243V206H241V208L243 207V208H245V207H247L248 205H247V201H246V199H247V196H248V192L250 191V189H253V187H255L254 186V184L255 185H261L260 183L261 182H259L258 180H257V178L255 179V177H256V175H255V177H254V179H253V177H250V171H251V166H252ZM8 165V164H7ZM148 165V164H147ZM150 165H152V168L153 169H155V170H159V169H163V167H160V165H157V164H155L154 163V165L151 163ZM197 165L199 166V167H201L202 166V163L201 162H198L197 163ZM6 165L4 164V167H5ZM235 166H239L240 167V180H241V184H242V188H240V190L236 187V182H237V178H235V177H239V176H236V173H235V170H234V168H235ZM259 166V165H258ZM10 167H12L13 168V165L12 166H10ZM9 167V168H10ZM191 167V166H190ZM12 168H10L11 170H12ZM14 169V168H13ZM18 169V168H17ZM171 169V168H170ZM197 169V168H196ZM6 170H8V169H6ZM127 171H128V169H126ZM164 170V169H163ZM16 172H17V170H15ZM165 171V170H164ZM180 171V170H179ZM194 171V170H193ZM236 171H237V169H236ZM22 172H24V171H22ZM263 172V171H262ZM91 173L92 174H97V171H96V168H94V169H92V171H91ZM193 173V172H192ZM256 173V172H255ZM254 173V174H255ZM8 174V173H7ZM123 174H125V172L123 173ZM160 174V173H159ZM194 174V173H193ZM196 174V173H195ZM238 174V173H237ZM260 174H263V173H260ZM18 175V174H17ZM187 175V174H186ZM185 175V176H186ZM198 175V174H197ZM206 175V176H205ZM264 175V174H263ZM8 176H9V174H8ZM12 176V175H11ZM13 176H15L14 174H13ZM12 176V177H13ZM19 176V175H18ZM123 176V175H122ZM149 176H151V175H149ZM190 176V175H189ZM192 176V175H191ZM160 177V176H159ZM172 177V176H171ZM259 177H260V175H259ZM17 178H19V177H17ZM23 178V177H22ZM126 178V177H125ZM150 178V177H149ZM188 178V177H187ZM186 178V179H187ZM208 178V179H209ZM252 178V179H251ZM261 178V177H260ZM263 178V177H262ZM3 179V178H2ZM148 179V178H147ZM162 179H163V176H162ZM168 179V178H167ZM13 180V179H12ZM129 180V179H128ZM133 180V179H132ZM131 180V184H130V186H131V192H132V195H133V193H134V189H135V184L136 183H134L133 181ZM189 180V179H188ZM7 181H8V179H7ZM51 181V180H50ZM53 181V180H52ZM151 181V180H150ZM169 181H171V180H169ZM192 181V180H191ZM16 182H18V181H16ZM15 182V183H16ZM124 182V181H123ZM129 182V181H128ZM145 182V181H144ZM152 182H154V181H152ZM184 182V181H183ZM187 182V181H186ZM207 182H210V181H207ZM239 182V181H238ZM264 182V181H263ZM6 183V182H5ZM12 183V182H11ZM14 183V184H15ZM46 183V182H45ZM65 183V182H64ZM74 183V182H73ZM94 183V182H93ZM99 183V182H98ZM146 183V182H145ZM149 183V182H148ZM151 183V182H150ZM79 184V183H78ZM124 184V183H123ZM178 184H180L181 185V183L179 182ZM177 184V185H178ZM188 184H189V182H188ZM210 184H211V182H210ZM6 185V184H5ZM13 185V184H12ZM16 185V184H15ZM14 185V186H15ZM24 185H26V184H24ZM48 186V184H45V186ZM126 185H127V183H126ZM128 185H129V183H128ZM165 185V184H164ZM173 185V184H172ZM180 185H178V186H180ZM207 185V184H206ZM226 185V186H227ZM262 185H263V183H262ZM2 186V185H1ZM13 186V188H15ZM124 186V185H123ZM143 186V185H142ZM163 186V185H162ZM182 186V185H181ZM214 186V185H213ZM22 187V186H21ZM28 187V186H27ZM37 189H36V188ZM149 187V186H148ZM170 187V186H169ZM174 187V186H173ZM177 187V186H176ZM187 187V186H186ZM240 187V186H239ZM263 187V188H262ZM261 188H262V190L264 189V186H262ZM2 188H3V186H2ZM1 188V189H2ZM12 188V187H11ZM26 188V187H25ZM137 188V187H136ZM146 188V187H145ZM160 188H161V186H160ZM163 188V187H162ZM165 188V187H164ZM178 188V187H177ZM193 188H194V186H193ZM197 188V187H196ZM208 188V187H207ZM22 190L21 191H24L23 190V188H21ZM30 189V188H29ZM43 189V188H42ZM61 189V188H60ZM140 189H141V187H140ZM154 189V188H153ZM155 189H157V188H155ZM159 189V188H158ZM169 189H172V188H169ZM168 189V190H169ZM176 189V188H175ZM185 189V188H184ZM195 189V188H194ZM255 191H257V186L255 187ZM259 189H260V187H259ZM3 190V189H2ZM31 190V189H30ZM46 190V189H45ZM44 190V191H45ZM52 190V189H51ZM142 190V189H141ZM183 190V189H182ZM223 190H225L224 189V187H223ZM11 191H14V189L12 190L11 189ZM19 191V190H18ZM27 191L28 192H30L29 190H28V188H27ZM47 191V190H46ZM46 191H45V195L47 194L46 193ZM160 191V190H159ZM177 191H178V189H177ZM184 191V190H183ZM232 191V192H233ZM264 191V190H263ZM28 192H25V193H27V195H28ZM33 192V191H32ZM53 192V191H52ZM55 192V191H54ZM96 192V191H95ZM138 192H141V191H138ZM169 191H167V193H168ZM176 192V191H175ZM175 192L173 193V190H172V194H170L171 196L173 195V197H174V194H175ZM254 192V191H253ZM259 192V191H258ZM25 193H23V194H25ZM36 193V192H35ZM44 193V192H43ZM57 193V192H56ZM127 193V192H126ZM160 193H161V191H160ZM166 193V192H165ZM177 194H178V192H176ZM181 193V192H180ZM180 193H179V195H180ZM184 193V192H183ZM182 193V194H183ZM200 193V192H199ZM256 192H254L253 194H255ZM263 193V192H262ZM20 194V193H19ZM22 194V198H23V195ZM38 194H40V193H38ZM96 194V193H95ZM94 194V195H95ZM122 194V193H121ZM131 194V193H130ZM139 194V193H138ZM163 194H164V192H163ZM191 194V193H190ZM204 194V193H203ZM217 194H219V192L217 193ZM228 194V193H227ZM251 194V193H250ZM5 195H6V193H5ZM4 195V196H5ZM26 195V196H27ZM34 195V194H33ZM41 195V194H40ZM39 195V197L41 198V196H43V195H41L40 196ZM44 195V196H45ZM51 195V194H50ZM54 195V194H53ZM81 195V194H80ZM129 195V194H128ZM170 195H169V197H170ZM184 195V194H183ZM200 194H198V196H199ZM219 195H221V194H219ZM258 195V194H257ZM260 195V194H259ZM258 195V196H259ZM263 195V194H262ZM11 196H12V192H11ZM20 196V195H19ZM18 196V197H19ZM47 196V195H46ZM46 196L42 199V201L44 200L45 201V198H46ZM96 196V195H95ZM124 196V195H123ZM131 196V195H130ZM147 196V195H146ZM159 196H161L162 197V195H159ZM201 196V195H200ZM227 195H225V197H226ZM252 195H250V197H251ZM264 196V195H263ZM35 197V196H34ZM48 197V196H47ZM63 197V196H62ZM138 197V196H137ZM140 197V196H139ZM181 197V196H180ZM203 197V196H202ZM4 198V197H3ZM20 198V197H19ZM25 198V197H24ZM28 198V197H27ZM52 198V197H51ZM60 198V197H59ZM127 198H129V197H127ZM160 198V197H159ZM172 198V197H171ZM175 198V197H174ZM178 198V197H177ZM182 198V197H181ZM183 198H186V197H183ZM198 198H200V197H198ZM203 198H205V197H203ZM208 198V197H207ZM206 198V199H207ZM249 198V197H248ZM258 198V197H257ZM260 198V197H259ZM9 199H11V198H9ZM86 199V198H85ZM135 199H136V197H135ZM146 199H147V197H146ZM149 199H151V198H148V200ZM152 199H153V197H152ZM156 199V198H155ZM165 199V198H164ZM264 199V198H263ZM82 200V199H81ZM93 200V199H92ZM147 200V201H148ZM158 200V199H157ZM174 200V199H173ZM202 200V199H201ZM253 200V199H252ZM8 201V200H7ZM13 201V200H12ZM21 201V200H20ZM25 201V200H24ZM51 201H52V199H51ZM142 201V200H141ZM203 201V200H202ZM233 203H234V201L233 200H231ZM249 201V200H248ZM3 202V201H2ZM25 202H27V201H25ZM40 202V201H39ZM102 202V203H103ZM169 202V201H168ZM172 202V201H171ZM185 202H187L186 200H185ZM229 202V201H228ZM10 203V202H9ZM14 203H15V201H14ZM20 203V202H19ZM47 203V202H46ZM53 203V202H52ZM101 203V205H103ZM142 203V202H141ZM174 203V202H173ZM177 203V202H176ZM203 203V202H202ZM202 203H200V205L202 204ZM250 203H251V200H250ZM4 204V203H3ZM6 204V203H5ZM5 204H4V206H5ZM39 204V203H38ZM43 204V203H42ZM45 204V203H44ZM48 204V203H47ZM152 204V203H151ZM169 204H170V202H169ZM187 204V203H186ZM197 204V203H196ZM34 205V204H33ZM51 205V204H50ZM57 205V204H56ZM64 205V204H63ZM67 205V204H66ZM74 205V204H73ZM76 205V204H75ZM142 205H143V203H142ZM171 205V204H170ZM183 205H184V203H183ZM199 205V204H198ZM3 206V207H4ZM7 206V205H6ZM10 206H12L11 204H10ZM36 206H37V204H36ZM77 206V205H76ZM137 206H140V205H137ZM145 206V205H144ZM155 206V205H154ZM167 206H169L168 205V203H167ZM180 206V205H179ZM203 206V205H202ZM201 206V207H202ZM205 206V205H204ZM260 206H261V204H260ZM8 207V206H7ZM17 207V206H16ZM34 207V206H33ZM52 207V206H51ZM62 207V206H61ZM70 207V206H69ZM75 207V206H74ZM80 207V206H79ZM87 210H89L91 207H90V205H87ZM129 207V206H128ZM156 207V206H155ZM170 207V206H169ZM185 207H186V205H185ZM184 207V208H185ZM195 207V206H194ZM248 207H250V206H248ZM262 207V206H261ZM260 207V208H261ZM6 208V207H5ZM40 208V207H39ZM133 208V207H132ZM138 208V207H137ZM142 208V207H141ZM145 208V207H144ZM159 208V207H158ZM157 208V209H158ZM172 208V207H171ZM171 208H170V210H171ZM191 208H193V207H191ZM190 208V209H191ZM197 208V205H196V207L195 208H193V209H196ZM203 208V207H202ZM233 208V207H232ZM2 209V208H1ZM7 209V208H6ZM134 209V208H133ZM163 209V208H162ZM161 209V210H162ZM166 209H168L167 207H166ZM188 209V211H191V210H193V209ZM204 209V208H203ZM246 209V208H245ZM259 209V208H258ZM3 210V209H2ZM30 210H31V208H30ZM29 210V211H30ZM40 210V209H39ZM59 210V209H58ZM78 210V209H77ZM76 210V211H77ZM80 210V209H79ZM104 210V209H103ZM130 210V209H129ZM143 210V209H142ZM146 210V209H145ZM145 210H143V211H145ZM149 211H150V209H148ZM152 210V209H151ZM173 210V209H172ZM171 210V212H173ZM180 210V209H179ZM183 210V209H182ZM211 210V209H210ZM231 210V209H230ZM234 210V209H233ZM242 210H244V209H242ZM251 210V209H250ZM252 210H254V209H252ZM5 211H7V210H5ZM21 211V210H20ZM27 211V210H26ZM32 211V210H31ZM35 211V210H34ZM34 211H32L33 213H34ZM42 211V210H41ZM54 211V210H53ZM57 211V210H56ZM85 209H84V211H83V215H84V213H85ZM134 211V210H133ZM133 211H132V213H133ZM136 211H138V210H136ZM159 211V210H158ZM168 210H166L165 212H167ZM176 211V210H175ZM195 211V210H194ZM264 211V210H263ZM21 212H23V211H21ZM31 212V213H32ZM63 212V211H62ZM61 212V213H62ZM80 212V211H79ZM89 212V211H88ZM128 212V211H127ZM127 212H126V214H127ZM151 212H153V211H151ZM157 212V211H156ZM169 212V211H168ZM185 211H183V213H184ZM198 212V211H197ZM210 212H212V211H210ZM259 212H260V210H259ZM3 213H5V212H3ZM18 213H20L19 212V210H18ZM30 213V214H31ZM41 213V212H40ZM64 213V212H63ZM62 213V214H63ZM81 213H82V211H81ZM131 213V214H132ZM135 213V212H134ZM142 213H144V212H142ZM160 213H162V212H160ZM159 213V214H160ZM193 213V212H192ZM191 213V214H192ZM214 213H216V210H213V214ZM246 213V212H245ZM262 213V212H261ZM261 213H255L253 216H252V218L250 219V221H249V224H248V227H247V229H245V230H241L240 232H238L237 234H238V238H240V239H245V238H247V240H248V237H251V238H254L253 240L255 241V240H258V241H260V240H262V231L264 230L263 229V227H264V214H261ZM2 213H1V210H0V215H1ZM43 214V213H42ZM53 214H54V212H53ZM85 214H88V213H85ZM130 214V215H131ZM149 214V213H148ZM153 214V213H152ZM165 213H164V211H163V215H164ZM176 214H177V212H176ZM175 214V215H176ZM9 215V214H8ZM25 215V214H24ZM34 215V214H33ZM38 215V214H37ZM58 215H60L61 217H62V215L61 214H58ZM67 215V214H66ZM157 215H158V213H157ZM156 215V216H157ZM169 215V214H168ZM186 215H187V213H186ZM6 216H7V214H6ZM10 216V215H9ZM13 216V215H12ZM12 216H11V218L10 219H12ZM34 216H36V214L34 215ZM41 216V215H40ZM40 216H39V219L38 220H41V218H40ZM57 215H55L54 217H56ZM59 216V217H60ZM65 216V215H64ZM68 216V215H67ZM80 216V215H79ZM127 216H129V215H127ZM141 216H143V215H141ZM151 216H155V215H151ZM155 216V217H156ZM162 216V215H161ZM161 216H157L158 218H160ZM177 216H179V215H177ZM180 216H182V214L180 215ZM192 216H194V215H191V217ZM201 216V215H200ZM249 216V215H248ZM33 216L31 215V218H32ZM47 217V216H46ZM58 217V218H59ZM60 217V221H62V218ZM69 217V216H68ZM122 217V216H121ZM154 217V218H155ZM157 217H156V219H157ZM165 217V216H164ZM166 217H167V214H166ZM171 217H173V216H171ZM186 217V216H185ZM236 218H238V215H236L235 216ZM1 218H4V217H1ZM18 218V217H17ZM26 218H28V217H26ZM38 217H36V219H37ZM43 218V217H42ZM57 218V217H56ZM84 218V217H83ZM119 218V217H118ZM125 218V217H124ZM130 218V217H129ZM137 218V217H136ZM142 218V217H141ZM178 218H180V217H178ZM234 218V217H233ZM32 219H34V217L32 218ZM36 219H34L35 221H36ZM44 219V218H43ZM42 219V220H43ZM50 219V218H49ZM53 219V218H52ZM74 219V218H73ZM82 219V218H81ZM126 219V218H125ZM132 219H133V217H132ZM138 219V218H137ZM136 219V220H137ZM144 219L146 220V217H144ZM171 219V218H170ZM184 219V218H183ZM206 219V218H205ZM1 220V219H0ZM3 220V219H2ZM9 220V219H8ZM7 220V221H8ZM14 220V219H13ZM12 220V221H13ZM22 220V219H21ZM27 220V219H26ZM34 220H33V222H32V224H34ZM133 220H135V219H133ZM167 220V219H166ZM166 220H164L165 222H166ZM174 220V219H173ZM175 220H176V218H175ZM179 220V219H178ZM190 220H192L191 218H190ZM219 222H222V218H221V216H220V218H219ZM228 220V219H227ZM240 219H238L237 221H239ZM30 221V220H29ZM28 221V222H29ZM50 221V220H49ZM53 221V220H52ZM58 221V220H57ZM59 221V226H60V224H61V222ZM67 221V220H66ZM81 221V220H80ZM126 221V220H125ZM130 221V220H129ZM160 221V220H159ZM182 221V220H181ZM181 221H179L180 223H181ZM233 221H235V220H233ZM42 222V221H41ZM46 222H47V220H46ZM54 222V221H53ZM56 222V221H55ZM69 222V221H68ZM116 222V221H115ZM162 222V221H161ZM185 222H187L186 220H185ZM193 222V221H192ZM232 222V221H231ZM242 222V221H241ZM15 223V222H14ZM43 223V225H44V222H42ZM51 223V222H50ZM49 223V224H50ZM82 223V222H81ZM124 223V222H123ZM194 223V222H193ZM243 223H246V221L245 222H243ZM24 224V223H23ZM26 224V223H25ZM24 224V225H25ZM27 224H29V223H27ZM26 224V225H27ZM35 224H37V221L35 222ZM54 224V223H53ZM79 224H80V222H79ZM78 224V225H79ZM120 224V223H119ZM125 224V223H124ZM129 224H130V222H129ZM156 224V223H155ZM197 224V223H196ZM198 224H199V222H198ZM197 224V225H198ZM240 224V223H239ZM7 225V224H6ZM6 225L4 226L3 225V223H2V226H4L5 228H6ZM10 225H11V223H10ZM23 225V226H24ZM48 225V224H47ZM55 225V224H54ZM69 225H71V224H69ZM77 225V224H76ZM117 225V224H116ZM152 225V224H151ZM151 225H150V227H151ZM157 225V224H156ZM183 225V224H182ZM186 225V224H185ZM188 225H190V224H188ZM206 225V224H205ZM230 225V224H229ZM232 225V224H231ZM234 225V224H233ZM34 226V225H33ZM41 226V225H40ZM51 226H53V225H51ZM64 226H65V223H64ZM154 226V225H153ZM187 226V225H186ZM3 227V228H4ZM17 227V226H16ZM16 227H15V232H16ZM31 227V226H30ZM34 227H37L36 225L34 226ZM38 227H39V225H38ZM48 227H50V226H48ZM62 227V226H61ZM117 227H119V225L117 226ZM169 227H171L170 225H169ZM182 227V226H181ZM205 227V226H204ZM207 227V226H206ZM14 228V227H13ZM41 228V227H40ZM40 228H38V229H40ZM72 228V227H71ZM161 228V227H160ZM199 228V227H198ZM203 228V227H202ZM202 228H199L200 230L202 229ZM31 229H33V228H31ZM36 229V228H35ZM35 229H33V231H35L36 232V230ZM53 229H55L54 227H53ZM119 229V228H118ZM162 229V228H161ZM172 229V228H171ZM174 229V228H173ZM183 229V228H182ZM187 229V228H186ZM207 229V228H206ZM6 230V229H5ZM8 230V229H7ZM6 230V231H7ZM23 230V232L25 231V235H23V236H26V234L28 233H26V229L24 230V229H22ZM29 230V227H28V229H27V231ZM59 230V229H58ZM70 230V229H69ZM74 230H76V228H74ZM78 230V229H77ZM176 230V229H175ZM210 230V229H209ZM231 230V229H230ZM2 231H3V229H2ZM5 231V232H6ZM20 231V230H19ZM32 231V230H31ZM41 231V230H40ZM44 231H46V230H44ZM48 231H49V229H48ZM88 231L90 232V229L88 230L87 229V226H86V224L85 223H83V226H82V228L80 229V231H78V234L80 235V234H83V233H85V232H87L88 233ZM115 231V230H114ZM153 231V230H152ZM185 232H186V230H184ZM183 231V232H184ZM190 231V230H189ZM189 231H187V232H189ZM194 231V230H193ZM198 231V230H197ZM225 231V230H224ZM227 232H228V230H226ZM11 232V231H10ZM54 232H55V230H54ZM59 232V231H58ZM68 232H70V231H68ZM160 232H163V231H161L160 230ZM168 232V231H167ZM176 232H178V230L176 231ZM176 232H174V233H176ZM192 232V231H191ZM233 232H235L234 230H233ZM8 233H9V231H8ZM7 233V234H8ZM13 233V232H12ZM17 233V232H16ZM19 233V232H18ZM20 233H22V232H20ZM32 233V232H31ZM64 233V232H63ZM62 233V234H63ZM71 233V232H70ZM73 233V232H72ZM170 233H173V231L172 232H170ZM230 233V232H229ZM1 234V233H0ZM3 234V233H2ZM5 234V233H4ZM30 234V233H29ZM36 234V233H35ZM35 234H31V235H35ZM54 234V233H53ZM56 234V233H55ZM69 234V233H68ZM162 234V233H161ZM188 234V233H187ZM192 234H194V233H192ZM191 234V235H192ZM202 234V233H201ZM9 235V234H8ZM7 235V236H8ZM20 235V234H19ZM22 235V234H21ZM49 235V234H48ZM51 235V234H50ZM64 235V234H63ZM76 235V234H75ZM6 236V235H5ZM28 236V235H27ZM37 236V235H36ZM44 236V235H43ZM47 236V235H46ZM77 236V235H76ZM163 236V235H162ZM207 236V235H206ZM9 237V236H8ZM8 237H6V238H8ZM14 237H15V235H14ZM17 237H19V236H17ZM53 237H54V235H53ZM72 237V236H71ZM10 238V237H9ZM33 238H35V236H33ZM38 238V237H37ZM68 238V237H67ZM163 238V237H162ZM175 238V237H174ZM174 238H173V240H174ZM181 238V237H180ZM25 239H27V238H25ZM29 239H31V238H29ZM36 239V238H35ZM48 239V238H47ZM61 239V238H60ZM76 239V238H75ZM199 239H200V237H199ZM10 241H13L12 239H9ZM8 240V241H9ZM22 240V239H21ZM80 240V239H79ZM114 240V239H113ZM201 240V239H200ZM231 240H233V238H231ZM238 240V239H237ZM264 240V239H263ZM16 241H18V240H16ZM15 241V242H16ZM28 241V240H27ZM72 241H74V239L72 240ZM121 241V240H120ZM119 241V242H120ZM160 241V240H159ZM169 241V240H168ZM171 241V240H170ZM234 241L236 242V240L234 239ZM246 241V240H245ZM21 242V241H20ZM48 242V241H47ZM55 242V241H54ZM63 243L64 244V242L63 241H60V243ZM204 242H207V241H204ZM238 242V241H237ZM6 243H7V241H6ZM46 243V242H45ZM52 243V242H51ZM156 243V242H155ZM154 243V244H155ZM166 243V242H165ZM178 243V242H177ZM177 243H176V245H177ZM184 243V242H183ZM202 243V242H201ZM229 243H231V242H227V238H225V236L223 235V229L221 228V225L220 226H218V227H214V229L212 230V235H211V238H210V240H209V244H208V248H207V250L205 251L206 252V254L211 258V259H213V261L214 260H216V259H222V262H224L228 257H225V251H228L227 249L228 248H230L229 247ZM257 244H258V242H256ZM262 243H264V242H262ZM18 244V243H17ZM21 244V243H20ZM41 244V243H40ZM63 244H61V245H63ZM72 244H75V242L74 243H72ZM148 244V243H147ZM167 244H169L168 242H167ZM188 244V243H187ZM186 244V245H187ZM197 244V243H196ZM205 244H207V243H205ZM239 244V243H238ZM243 244V243H242ZM254 244V243H253ZM256 244V245H257ZM260 244V243H259ZM258 244V245H259ZM5 245V244H4ZM8 245V244H7ZM15 245V244H14ZM55 245H56V242H55ZM54 245V246H55ZM60 245V246H61ZM81 245V244H80ZM85 245V244H84ZM84 245H82V246H84ZM171 245H173V244H171ZM170 245V246H171ZM181 245H183V244H181ZM181 245H180V248H181ZM185 245V244H184ZM200 245H202V244H200ZM204 245V244H203ZM6 246V245H5ZM10 246V245H9ZM8 246V247H9ZM22 245H20V247H21ZM44 246V245H43ZM48 246H50V245H48ZM58 246V245H57ZM156 246V245H155ZM168 247H169V245H167ZM166 246V247H167ZM191 246H193V245H191ZM207 246V245H206ZM230 246H231V244H230ZM237 246V245H236ZM263 246V245H262ZM27 247H29V246H27ZM27 247H25V248H27ZM31 247V246H30ZM72 247V246H71ZM75 247H76V245H75ZM152 247V248H151ZM163 247H165L164 245H163ZM184 247V246H183ZM257 247V246H256ZM2 248V247H1ZM14 248V247H13ZM24 248V247H23ZM56 248H58V247H56ZM193 248V247H192ZM198 248V247H197ZM200 248H201V246H200ZM238 248V247H237ZM8 249V248H7ZM41 249H42V247H41ZM44 249V248H43ZM68 249H70V247L68 248ZM71 249H73V248H71ZM78 249V248H77ZM165 249V248H164ZM172 249V248H171ZM246 249V248H245ZM250 249V248H249ZM263 249V248H262ZM1 250V249H0ZM19 250V249H18ZM37 250V249H36ZM47 250V249H46ZM60 250H62V249H60ZM60 250H58V251H60ZM80 250H81V247H80ZM91 250V249H90ZM161 250H163V249H161ZM167 250H168V248H167ZM239 250H240V247H239ZM238 250V251H239ZM5 251H6V249H5ZM29 251V250H28ZM31 251V250H30ZM29 251V252H30ZM40 251V250H39ZM57 251V252H58ZM166 251V250H165ZM177 251V250H176ZM181 251V250H180ZM179 251V252H180ZM237 251V252H238ZM4 252V251H3ZM18 252V251H17ZM21 252V251H20ZM33 252V251H32ZM31 252V253H32ZM41 252V251H40ZM48 252V251H47ZM166 252H168V251H166ZM178 252V251H177ZM176 252V253H177ZM186 252H187V250H186ZM189 252V251H188ZM192 252V251H191ZM254 252V251H253ZM252 252V253H253ZM263 252V251H262ZM0 253H1V251H0ZM6 253H7V251H6ZM15 253V252H14ZM19 253V252H18ZM38 253V252H37ZM44 253H45V249H44ZM49 253V252H48ZM60 252H58V254H59ZM78 253H79V251H78ZM159 253V252H158ZM162 253V252H161ZM164 253V252H163ZM182 253H184V252H182ZM197 254H198V252H196ZM17 254V253H16ZM15 254V255H16ZM25 254H26V252H25ZM42 254H43V252H42ZM81 254V253H80ZM168 254V253H167ZM175 254V253H174ZM236 254V253H235ZM4 255H6L5 253H4ZM20 255V254H19ZM40 255V254H39ZM57 255V254H56ZM60 255H62V254H60ZM68 255V254H67ZM77 255V254H76ZM179 255V254H178ZM182 255V254H181ZM186 255H188V253L186 254ZM206 255V256H207ZM243 255V254H242ZM22 256V255H21ZM21 256H20V259H21ZM66 256V255H65ZM64 256V257H65ZM70 256V255H69ZM79 256V255H78ZM77 256V257H78ZM160 256H162L161 254L159 255V257ZM253 256V255H252ZM4 257V256H3ZM25 257V256H24ZM32 257V256H31ZM31 257H28L27 256V259L28 258H31ZM49 257H50V254H49ZM54 257V256H53ZM63 257V258H64ZM156 257V256H155ZM154 257V258H155ZM179 257V256H178ZM183 257V256H182ZM182 257H180V258H182ZM242 257V256H241ZM243 257H245L244 255H243ZM264 257V256H263ZM66 258V257H65ZM80 258H82V256L80 257ZM158 258V257H157ZM184 258V257H183ZM226 258V259H225ZM232 258H233V256H232ZM231 257H229V260H227V261H225V262H227L228 263V261L230 262L231 260L230 259H232ZM234 258H236V257H234ZM34 259V258H33ZM57 259H59V258H57ZM160 259V258H159ZM186 259V258H185ZM207 259V258H206ZM77 260V259H76ZM157 260V259H156ZM166 260V259H165ZM199 260V259H198ZM235 260V259H234ZM239 260V259H238ZM237 260V261H238ZM2 261V260H1ZM3 261H4V259H3ZM11 261V260H10ZM13 261V260H12ZM20 261V260H19ZM36 261V260H35ZM37 261H38V259H37ZM44 261V260H43ZM75 261V260H74ZM81 261V260H80ZM175 261H176V258H175ZM203 261V260H202ZM212 261V260H211ZM210 261V262H211ZM219 261V260H218ZM233 261V260H232ZM230 262L229 264H236L234 261L233 262ZM242 261V260H241ZM21 262V261H20ZM29 262H31V260L29 261ZM41 262V261H40ZM39 262V263H40ZM63 262H65V261H63ZM70 262H72V260L70 261ZM159 262V261H158ZM215 262V261H214ZM221 262V261H220ZM221 262V264H223ZM258 262V261H257ZM5 263H7V262H5ZM10 263V262H9ZM160 263V262H159ZM184 263H185V261H184ZM203 263V262H202ZM211 263H213V262H211ZM226 263V264H227ZM4 264V263H3ZM23 264V263H22ZM25 264V263H24ZM44 264V263H43ZM60 264V263H59ZM79 264V263H78ZM80 264H82V263H80ZM150 264V263H149ZM155 264V263H154ZM157 264V263H156ZM185 264H187V263H185ZM196 264V263H195ZM204 264V263H203ZM220 264V263H219ZM254 264V263H253ZM260 264V263H259ZM262 264V263H261Z\"/></svg>",
  "mask_w": 264,
  "mask_h": 264
}]
</instances>
